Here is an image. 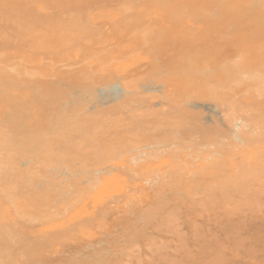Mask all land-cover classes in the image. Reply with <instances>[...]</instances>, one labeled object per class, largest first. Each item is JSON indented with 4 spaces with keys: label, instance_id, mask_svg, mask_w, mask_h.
Instances as JSON below:
<instances>
[{
    "label": "rangeland",
    "instance_id": "374dc122",
    "mask_svg": "<svg viewBox=\"0 0 264 264\" xmlns=\"http://www.w3.org/2000/svg\"><path fill=\"white\" fill-rule=\"evenodd\" d=\"M104 25H106V24H103V25H97L98 27H103ZM112 24H110V26H111ZM163 25V24H162ZM110 26H108V24H107V26H104V27H106V28H110ZM159 26H160V24H159ZM161 27V26H160ZM105 28V29H106ZM162 28L164 29L165 27H163L162 26ZM162 28H159V30H157V31H159L160 33H161V31H160V29H162ZM100 29V28H99ZM99 29H97L96 28V30H99ZM105 29H102V30H105ZM107 29V31L109 32V31H111V29H114V27H111L109 30ZM229 29H231L230 27L229 28H227L226 30H228V32H231V30L229 31ZM234 30V28L232 29V31ZM113 31H117L116 29H114ZM157 31H155L156 33H157ZM190 32L192 31V32H194V30H189ZM188 31V32H189ZM154 32V33H155ZM189 32V33H190ZM191 32V33H192ZM111 33H114V34H116L115 32H112L111 31ZM110 33V34H111ZM243 33H245L246 34V32H243ZM159 33H157V34H155V36L157 37V35H158ZM112 35V34H111ZM159 36V35H158ZM134 37V36H133ZM130 37V39L131 40H135L136 39V37ZM154 37V36H153ZM221 37H224V38H222V40H224V43H221V42H223L220 38ZM225 37L226 36H222V33L218 36V35H215V38H213V40H211L209 43L211 44V42H212V45H210L208 42H207V44H205V43H203L202 45H200V44H196V46H197V52L196 53H198V55L197 56H195V57H191L190 55H186V56H182L181 57V59L183 58L184 60V62H186V63H188V65H189V68H191V67H193V65H190L189 64V62H191V63H193V64H195V63H198V66H197V69L195 70H193V79H195L194 81H195V84L193 83V85H192V87H195L194 85H196L197 87H195L193 90H191V86L190 87H188L187 89L185 88V89H179L180 90V93H183L184 95H183V97H182V95L181 94H178L179 92H178V90L177 91H173V90H171V92H170V94L171 95H173V96H170L169 95V92H166V93H164L163 95L164 96H167V95H169V97L167 96V98L166 99H168L169 98V103L171 104V107L174 109V111H172L173 109L171 108V110H168V111H171V112H168V113H166V114H164L165 112V109H169V105H165V100H164V98L165 97H162L161 98V93L159 92V95L157 94L158 92H154V91H152L153 93H151L150 91H149V89L150 88H148L147 90L150 92V93H148V94H150V95H148L147 93H146V89H145V94H147V96H145V95H143V93H142V90L144 91V87H143V84H144V86H146L145 84L146 83H143V82H146V80H144L142 83H140V84H142L141 86H142V88H141V86H137V90H138V92L140 91L141 93H142V97H141V95H138V94H141V93H136V91H135V93L133 94V95H130V96H128L129 97V100H131V98H133V102H130L129 100H127V102L126 101H124V99H117L116 101H113L112 103H113V105H112V103H110V104H103V106L104 107H101L102 106V103H105L107 100L109 101L110 99H111V97H113L112 96V94H110L109 96H107L106 97V99H102L101 98V96H100V92H98L99 91V87H98V91H97V97H98V99L99 100H96L97 98H96V94L94 93V92H96V90H94V92H93V94H95L94 95V97L95 98H90V97H93V94H92V92L91 91H93V90H89V92H91V93H88V92H83L84 94L86 93V94H92V95H87V96H90V97H87V96H85L83 93H82V90L80 91V93H81V96L82 97H87V98H84V100H82L81 101V99L80 100H78L79 99V97L77 98V102L80 104L81 102L82 103H85V104H82V105H84V107H86V108H89L88 107V104L89 105H94L95 104V106H96V104L97 105H100V107H98V106H96V107H98V108H100L99 109V111L100 112H102V114L101 113H96V114H101L100 116L101 117H99V115H98V118L100 119V120H97V119H95V120H92V118H91V120H90V116H89V118H88V116L86 117V119L84 118V116L85 115H83V114H87V115H89V113H94L95 112V110H92V108H93V106H92V108H91V106H90V108H89V110H86V108H84V110H86L85 111V113H84V110H82V109H80V107L82 108V106L81 105H77V103H75L76 105H77V107L78 106H80V107H78L77 109H76V107H73V105H71L70 107H68L67 105H69V104H73V103H70V102H66V100L64 99L63 101L64 102H66V103H69V104H66V107L67 108H70L68 111L70 112V113H68V111H66L68 114H69V117H68V119L67 120H69V118H70V120L72 121V118H71V116L74 114V115H76L75 114V112H73V114L71 115V111H72V109L73 110H76V112L77 111H83V113H82V111H81V113H78V117L79 116H83V119L81 120L80 119V121L79 120H77V118L75 119V120H73V121H76V122H73V124H71V123H67L66 121H65V123H64V126H62L61 127V125H58V123H56L58 126H59V128H64L63 129V131H64V134H67V136L66 137H68L67 138V140L68 141H71V142H73L72 140H74V144H78V146L80 145V141H81V138H82V141H81V143L82 142H84V145L85 146H87V148L84 146V147H82V146H76L75 145V151H77V148L79 149L78 151H77V153L75 152V151H69L70 150V146L71 147H74V145L72 146V144L69 146V145H67L69 148V150H67V148H65V150H64V152L65 151H69L67 154L65 153V155H63V151H62V153L61 152H57V153H55L56 155H53L52 156V158L51 159H49V161H52L51 162V164L49 163L48 165H46L47 164V162H45L44 164L46 165V166H43V168H37V169H35V170H37L36 172L35 171H33V170H31L33 173H28V172H31V171H27V175L29 174L30 175V177L29 176H26V174H24L23 173V171H22V173H23V175H25L26 176V178L27 179H29L30 181H32L33 180V182L35 183L34 185H36L35 187L38 189V187H40V186H45V185H43L44 183H46L48 180H44L42 177H40V175L41 176H43L44 175V177L45 178H47L48 177V179H50V180H52L53 179V177H56L55 179L58 181V179L59 180H61V182L59 183V184H56V183H54V179L51 181L53 184H56L57 186H55L54 187V185H51V184H49V181H48V185L47 186H45V187H47L48 189H46V190H50V185L52 186V194H50V191H46V190H44L45 191V194H48L47 192H49V194H50V197H48V195L45 197V196H43L44 197V199H43V201L46 203V204H42L43 206V209L45 210L46 208H48V210H46L47 212L48 211H50L51 212V210H53V209H55V208H53L55 205H56V203L58 202V203H62V202H60L61 201V199H62V197H59V196H63V193H64V196L67 194V193H70V195L69 194H67V196H68V198L70 199H72L74 202H76L75 204L77 205V206H74L73 204V201L72 200H69V199H67L66 201H67V204H68V202L69 201H72L71 202V204H72V206H71V204H69V206H71V208H74L75 210H77L76 209V207L78 208V205L80 206H82V204L84 203L83 202V199H84V201L88 198L89 199V197L91 198V196L92 197H94V199L96 198V202L95 203H93L94 201H89V200H87V201H85L86 202V205L85 204H83V205H85V207H87V208H84L83 206H82V208L83 209H86V212L84 213V211H83V214L85 215H81V209H78L79 211H80V213H79V211L77 210L76 212H77V214H75L74 212H70L69 214H71V213H73L71 216H72V218H70L71 216L67 213L71 208H69L68 207V205H66V206H64V208L66 207V208H69V210H67L66 208V213H65V215L63 216V215H61V212L60 213H57V211H56V209H55V211H56V213H55V211H52L53 213H55V218H52L53 217V215H52V217H50V216H48V214L46 213V218H45V216L43 215V214H45V211L43 212V214L42 213H40V211H42V210H40V209H42V208H40V203H41V201H42V199L38 196V198L39 199H41V201L40 202H38L37 203V199L34 197L35 195H36V192L38 191H36L34 194V196L32 195V192H31V195H32V197L29 195V191L27 192V190H31V187H30V185L32 184V182H31V184H29V180L28 181H25L26 183H23L24 181L21 179V181H20V183H19V185L17 186L19 189H20V191L21 190H23V189H25L26 188V186H20V184L22 185V183L23 184H27V182H28V186L30 187V188H26L27 190H26V192L28 193H26L27 195H29V196H27V195H25V194H22V196L20 197V195H18L17 194V196H16V198H17V202H15V204L16 203H19L20 201H22V200H25V202L24 201H22L21 203H19L20 204V206H14L15 208L14 209H12V210H15L16 212H17V210H18V208L17 207H20L19 208V210L26 216V217H28V218H26V219H28L29 221L30 220H32L33 221V219L35 218V217H33V219H31L30 217L31 216H33V215H36V218L37 219H35L34 221H33V223L35 224L36 223V225L34 226V224L31 222V224H29V223H25L26 221L28 222V220H25L24 219V216H23V214H22V216H23V219H22V221L21 220H19V221H21V222H23V220H24V225L23 226H26L27 227V229L29 230H33V232H32V236H33V233L35 234V238L33 237V239H31L30 237H31V235H29V234H27L26 232H21V230H22V228L24 229V227H22L21 228V226L22 225H14L13 223H12V220L13 219H16V218H18L19 217V214L21 213H17L18 215V217H14L13 216V219L11 220L10 218V216H12L11 215V213H12V211L10 212L9 211V209L10 208H12V205H13V203L11 204V205H9V206H11V207H9L8 206V208L9 209H7L6 207L7 206H5V204L7 203V198L6 197H4V193H3V195H1L2 196V198L0 197V199L1 200H3V198H4V202H3V205H4V207H2V206H0V231L1 232H3V237H2V235H0V238H1V240H0V248L3 246L4 248H6V249H8V252H7V250L5 251V250H1L0 249V252L2 253H0V255L1 256H3V259L5 258L4 257V254H3V252H5L6 254L7 253H12V251H14L15 253H12V255H13V257L15 256H18L17 257V259L15 260L16 261V263L15 264H58L59 262L61 263H63V264H70V263H68V262H71V264L73 263V262H79V264H82V263H84V264H112V263H114V264H125V263H127L128 262V264H134L135 262V259H134V257H135V254L131 257L130 255L131 254H133V253H129L128 252V249H131L132 248V250H133V247H136V245L137 246H139L140 247V250H139V248H138V250L137 249H135V250H137V252L139 251L140 252V256L139 255H136L137 257V262H139V260H138V256L139 257H141L142 256V258H139V259H141V260H143V262L141 261V262H139V264H147L148 263V261H151L153 264H155V263H159L160 261V258H159V256L158 257H156V254L157 253H153L154 251H150L151 250V248H147L146 249V247L148 246V245H146L147 244V241L146 240H148V241H150L149 240V238H153L154 237V241H157L158 243L161 241H159V237H161L162 238V241H163V243H164V245H165V243H166V246H164V247H166L165 249H168V250H165V252L168 254V253H170L169 255H166V254H164L166 257L165 258H168V260L167 261H170L171 260V264L173 263H175V260H176V262L178 263V264H193V263H195V264H230L231 262V264H262V263H264V190L262 191V194H258L257 192H255V190H253V192H255L256 193V195H254L253 194V196H251V194L253 193L251 190H249L248 189V192H246V193H248V195L250 194V191H251V194H250V196H247V198H246V202L244 201V204L242 203L243 201L242 200H245V198H243V197H245V196H243L244 195V193H245V191L243 190L244 189V185L245 184H239V185H237V186H235V187H233V188H227L226 187V191H227V193H229V194H226V192H225V189L223 190V187H222V190L225 192V194L226 195H224V193H221L222 191H220L221 189V187H219V189L218 188H216L217 186H215L216 184L215 183H217V182H215V177H219V175L221 176V174L219 173V175L217 176V169L221 172V169H222V167H223V165H227V162H228V160H229V164L230 165H232L234 162V164H235V166L234 165H232V167L233 168H237V169H239V167H241V166H243V169H250L252 166V168L254 169V170H258V172L259 171H261L262 169H264V168H262L261 169V165H262V163H264V157H263V153H261V152H263L264 150V148L262 147L263 145H261V144H263V142L260 144L259 143V145L262 147H259L260 149H262L261 151H260V153L261 154H263L262 156L261 155H256L257 157H251V155H248V154H245V153H247V151H248V153L250 154V152H249V148H252L250 151H252L253 149H254V147H252V146H254L253 145V143L255 144L256 143V146L258 145V143H257V140H255L253 143H252V146L250 145V143H249V145L250 146H248L247 144H248V142H247V144L246 145H244V144H239V146H242V147H238V145H237V147L238 148H240L238 151H236V149H238V148H235V146H234V148L232 147L234 144H238V142L234 139L233 140V136L235 135H233V132H235L236 130H237V128L235 127V124L236 123H239V122H241L242 121V127L244 126L245 127V124H247V125H249V126H247L246 125V129L245 128H240V130H243V131H245V132H249L250 131V129L251 128H253V129H251L252 131V134L251 135H253V133H254V135H253V137H255L256 138V136L258 137V136H262V137H264L263 136V134H264V96H263V94H264V83L263 84H261V80L264 78V39H261V38H255V37H253V38H250V35H248V37H242L241 39V41H240V39L239 40H232V38H231V36H229V35H227V37H226V39H225ZM133 38V39H132ZM248 38V40H246ZM217 39V40H216ZM230 39V40H229ZM250 39V40H249ZM129 40V39H128ZM128 40L127 41H125V42H127V44H128ZM131 40H130V43L132 44V42L134 41H132L131 42ZM216 40V41H215ZM244 40V41H243ZM120 42H117V44H119L120 45V43H121V46H124V47H122V48H124L125 49V51L126 52H128V53H130L131 52V50H130V52H129V47H128V50H126L127 48V46L128 45H126V47H125V42H124V44L122 45V43L123 42H121V39L119 40ZM136 41L137 40H135V43H136ZM218 41H219V44H218ZM221 41V42H220ZM227 41H229V42H227ZM130 43H129V45H130ZM214 43V44H213ZM217 43V44H216ZM137 44L138 45H142L141 43L139 44L138 42H137ZM161 44V43H160ZM222 44V45H221ZM118 46V45H117ZM201 47V48H199V47ZM139 48V46H136V48ZM213 47V48H212ZM117 48H120V46H118ZM116 48V50H118ZM131 48H132V50H134V52L136 51V49H134V46H131ZM141 48V49H140ZM139 49H140V51H136L135 53H133V52H131V54H128L127 55V57L124 55V56H122V55H120V56H122L121 58H119V59H121V60H123V61H125L126 60V58L128 59V60H126L127 61V63H125V62H123V61H121L122 63L119 65V60L116 58V59H114V57L112 58V60L111 59H109L108 57V59H109V61H107L109 64H106L105 63V61L102 59L101 61H99V62H101V65L98 63H95V65H94V69L96 68V71L97 70H99L98 69V67H96V66H103L102 65V61H103V63H105V67H107V65H108V68L110 69L109 71H108V73H113L112 71H114L115 72V68L116 67H122V64L123 63H125L124 65H123V68H121V71H122V69H124V68H127V72H122L123 74H118L120 77H121V75H123L122 77H124L125 76V78H126V76L127 75H129L130 76V72H131V74H132V69H133V71H135V73L136 72H138V71H140L141 70V73L142 72H144L142 69L144 68V70L146 69L145 67H147V69H146V71L147 70H149L150 71V69H148V67L149 68H151V69H154L155 70V68L154 67H152L150 64L154 61V64H153V66H155V67H158V65H160L159 67H160V69H161V71L162 72H160L159 73V68H158V73L159 74H161V73H163V72H165L166 71V69L167 68H169V67H167V66H165V65H167L168 63H172L173 61H171L172 59L174 60V58H176L175 60H178V59H180V57L179 56H177L178 57V59H177V57H173L171 54H166L165 55V52H163L164 53V55L163 54H161V57H159V55L158 54H160V53H162V52H158L157 51V55L158 56H154L153 54H154V51L153 52H151V54H148V57H147V55H145V54H147V53H150V51H147L146 49H147V47L146 46H144V47H140ZM222 48V49H221ZM139 49H137V50H139ZM144 49V51L146 52L147 51V53H145V52H143L142 50ZM149 49V48H148ZM171 49H173V48H171ZM202 49V50H201ZM219 49H220V51H219ZM224 49V50H223ZM120 50H123V49H119V51ZM150 50V49H149ZM218 50V51H217ZM143 52L144 54V57H146V58H144V57H142V55L140 54V52ZM169 51H171V50H169ZM201 53H200V52ZM204 51V52H203ZM214 52V53H210V54H208L209 52ZM215 51L216 52H218V54H216L215 53ZM221 51H224V52H221ZM118 52V51H117ZM124 52V50L123 51H121L120 53L121 54H124L123 53ZM125 52V53H126ZM208 52V53H207ZM221 52V53H220ZM119 53V54H120ZM136 53L138 54L139 53V56H141L140 58H129L130 56H133L132 54H135L136 55ZM153 53V54H152ZM169 53V52H168ZM171 53V52H170ZM172 53H174V51H172ZM200 53V54H199ZM220 53V54H219ZM116 54V56L117 57H120V56H118L117 55V53H115ZM155 54H156V52H155ZM130 55V56H129ZM150 55V56H149ZM170 55H171V60L168 58V56L170 57ZM110 56V55H109ZM115 56V57H116ZM137 56V55H136ZM211 58H210V57ZM225 56V57H224ZM124 57V58H123ZM133 57H135V56H133ZM216 57V58H215ZM123 58V59H122ZM198 58V59H197ZM221 58V59H220ZM150 59V61H149V63H144V64H147V66L146 65H144L143 64V62H147L146 60H149ZM153 61H152V60ZM160 59V60H159ZM204 59V60H203ZM107 60V59H106ZM118 61V62H116V61ZM131 62H130V61ZM174 60V62H177V63H179V60L178 61H175ZM200 60H201V62H200ZM207 60L208 61H210L211 62V64H210V62H207ZM161 61V62H160ZM182 61V60H181ZM180 61V62H181ZM182 61V62H183ZM196 61V62H195ZM198 61V62H197ZM112 62H115V63H117V64H115V65H119V66H116L115 68H113V67H109V66H111L110 64H112L113 65V63ZM195 62V63H194ZM205 62H207V63H205ZM213 62H214V64H213ZM162 63H163V65H162ZM186 63H184V64H186ZM222 63V65H219L220 66V68H219V66H217L218 64H221ZM157 64V65H156ZM202 64V65H201ZM205 64V65H204ZM210 64V65H209ZM115 65H113V66H115ZM126 65V66H125ZM148 65H150V66H148ZM170 65V64H169ZM196 65V64H195ZM209 65V66H208ZM103 66V67H104ZM125 66V67H124ZM191 66V67H190ZM216 66V67H215ZM225 66V67H224ZM103 67H101L102 69H101V71H100V75L102 74L101 72H102V70H104L103 69ZM171 67V66H170ZM222 67V68H221ZM224 67V68H223ZM227 67H230V69H228ZM107 68V69H108ZM118 68H116V69H118ZM130 68V69H129ZM134 68H135V70H134ZM142 68V69H141ZM194 68H196L195 66H194ZM248 68V69H247ZM120 69V68H119ZM172 68H170V70H171ZM193 69V68H192ZM200 69V70H199ZM205 69V70H204ZM90 70V71H89ZM88 71H89V74H90V72L92 71V72H95V70H93V66L89 69ZM106 70V69H105ZM128 70H130L129 72H128ZM138 70V71H137ZM207 70H209V71H207ZM226 70V71H225ZM231 70H233V71H235V73H237V74H235V73H233L232 74V71ZM107 71V70H106ZM191 71V70H190ZM219 72V73H217V72ZM229 71H231V74L232 75H236V77L235 78H233V77H231L232 75H230V73H229ZM242 71H244V73L242 72ZM249 72V74H248V72ZM252 71V73H250ZM105 72V71H104ZM117 72L118 71H116V74H117ZM151 72H154V71H152L151 70ZM151 72H150V74H151ZM155 72L157 73V70H155ZM198 72V73H197ZM222 72H225V73H221ZM256 72H258V73H256ZM95 73H97V72H95ZM106 73V72H105ZM104 73V74H105ZM119 73H121L120 71H119ZM139 74L138 76H136L134 73H133V75L132 76H128L127 78H132L133 76V78H134V80H136L137 81V79H135V77H139L138 79H140V80H142L141 78H144V79H149V78H152V77H157V78H160L159 76L160 75H158V76H154L153 75V73H152V75L153 76H151V75H149V76H147L146 77V75H148L147 73H149L148 71H147V73H145L144 72V74H145V77H144V75H143V73L142 74ZM157 73V74H158ZM167 73L168 74H170V72H169V70L167 71ZM194 73H195V77H194ZM204 73V74H203ZM228 74V75H224V76H222L223 74ZM239 73H240V75H239ZM255 74L256 76H258V77H256V76H254V75H252V74ZM259 73L261 74V75H259ZM91 74H93V73H91ZM114 74V73H113ZM115 74V75H116ZM164 75H166V72L165 73H163ZM163 74L161 75V78H160V80L161 79H164V82H165V78L166 79H168L169 77H170V75H167V76H169L168 78H167V76L165 77V76H163ZM206 74V75H205ZM208 74V75H207ZM99 75V74H98ZM191 75V74H190ZM189 75V77H191ZM198 75V76H197ZM245 75H247V77H245V80H246V78L247 79H250V77H251V75L252 76H254V77H252L251 78V81L249 80V82L246 80V81H242V79L244 78V76ZM97 76V75H96ZM117 76V75H116ZM151 76V77H150ZM163 76V77H162ZM241 76H243V78L241 77ZM261 76V77H260ZM188 77V78H189ZM198 77V78H197ZM221 77H223L224 78V80H223V78H221ZM239 77L241 78V79H239ZM205 78H206V80H205ZM237 78V79H236ZM123 79V78H122ZM230 79V80H229ZM234 81H233V80ZM261 79V80H260ZM151 80V79H150ZM150 80H147V85L149 84H151V82H153V79H152V81L150 82ZM156 80V79H155ZM154 80V81H155ZM169 80V79H168ZM189 80V79H188ZM237 80V81H236ZM240 80V81H239ZM167 81V80H166ZM190 81H191V79H190ZM201 81V82H200ZM218 81V82H217ZM225 81H228V82H225ZM232 81V82H231ZM155 82H157V81H155ZM159 82V81H158ZM223 82V83H222ZM259 82V83H258ZM136 83H138V82H136ZM154 83V82H153ZM198 84V85H197ZM221 85V86H220ZM204 86H206V87H204ZM204 89H203V88ZM211 88V90L210 91H208V88ZM141 88V89H140ZM69 89H71V88H68L67 90L68 91H70ZM135 89H136V87H135ZM140 89V90H139ZM84 90H86V88L84 89ZM185 90V91H184ZM197 90H199V91H197ZM205 91V93L206 94H204V92H202V91ZM74 91V90H73ZM191 91V92H190ZM175 92V93H174ZM188 94H187V93ZM189 92L190 93H193V96L191 97L190 95H189ZM196 92V93H195ZM71 93V92H70ZM180 95V97L182 98V99H180L179 98V96H177L180 100H175L174 101V99H178L177 97H176V95ZM186 94H187V97H186ZM162 95V96H163ZM192 95V94H191ZM66 96V95H65ZM80 96V95H79ZM132 96V97H131ZM139 96H140V98H139ZM158 96H160L159 98H157ZM175 96V98H170V97H174ZM204 96V97H203ZM73 97H75V95L73 96ZM81 97V98H82ZM125 97H127V96H123V98H125ZM128 97H127V99H128ZM195 97V98H194ZM71 98H72V96H71ZM91 99V100H89V99ZM157 98V99H156ZM188 98V99H187ZM190 98H193L192 100L190 99ZM199 98H200V101H199ZM67 99V98H66ZM83 99V98H82ZM86 99H88V100H86ZM92 99H95V100H92ZM100 99H102V100H100ZM134 99L136 100V103H135V101H134ZM195 99V100H194ZM201 99H204L205 101L207 100L208 102H215V104H217L218 105V110H215V109H213L212 111H213V113L215 112V111H222L221 113L222 114H224V116H227V114L226 113H228V116L227 117H224V120H223V118L222 119H220L221 118V116L219 117H217L216 115H217V113H216V117L214 118L213 116V113H211V110H209V112L211 113V115L212 116H210V117H212V120L211 121H209V119H206V117L207 116H209L210 114L208 113V110L206 111V110H204L203 108H199V111L200 112H202L201 110H203V111H205L204 112V114H206L205 115V118H204V120L205 121H203V122H200V120H203L202 118H203V116L204 115H201L202 116V118H201V116H199V118H198V121L196 120L197 118H193L191 121H190V119L188 118V116H190V118H191V115L192 114H190L191 112H189V111H187V112H189V113H187L185 110H184V112L183 111H180L179 109H181V110H183L184 109V107L186 106V107H188V105L189 106H191L190 108L191 109H193V108H195V107H193V105L192 104H194V103H196V101L198 100L199 101V103H201V101H203V100H201ZM67 100H69V97H68V99ZM74 100H76V98L74 99ZM86 100V101H85ZM121 100V101H120ZM140 100V101H139ZM152 102H151V101ZM188 100H191V101H188ZM224 100V101H223ZM62 101V102H63ZM85 101V102H84ZM91 101H93V102H91ZM129 101V102H128ZM137 101H139V102H137ZM177 101H179V102H177ZM181 101H183V102H181ZM188 102V103H186V102ZM197 101V102H198ZM72 102V101H71ZM73 102H75V101H73ZM90 102L92 103V104H90ZM121 102H123V103H125V104H122L121 105ZM147 102V103H146ZM175 102H177V103H175ZM194 102V103H193ZM86 103H88L87 104V106H86ZM100 103V104H99ZM118 103H120V104H118ZM158 103V104H157ZM163 103V104H162ZM167 104H168V102H166ZM178 103H179V109H178ZM183 103H186V105H183ZM190 103V104H189ZM192 103V104H191ZM74 104V105H75ZM151 104V105H150ZM156 104L158 105V106H156ZM161 104L164 106V108H163V106H161ZM105 105H107V107L105 106ZM108 105H111L112 106V108H111V106H108ZM117 105V106H116ZM143 105V106H142ZM147 105V106H146ZM183 105V106H182ZM142 106V107H141ZM153 106V107H152ZM165 106H166V108H165ZM73 107V108H72ZM108 107H110V108H108ZM135 107V108H134ZM72 108V109H71ZM97 108V109H98ZM106 110H105V109ZM119 108H121V109H119ZM132 108V109H131ZM183 108V109H182ZM220 108V109H219ZM95 109V108H94ZM141 109V111L143 110L144 111V113L142 112H140L139 111V114H137V116L136 117H132L133 115L131 114L132 113V111H136V112H138V110H140ZM191 109H188V110H191ZM195 109H197V108H195ZM201 109V110H200ZM67 110V109H66ZM101 110H103V111H101ZM114 110V111H113ZM118 110V111H117ZM163 110V111H162ZM187 110V109H186ZM194 110V109H193ZM224 110V111H223ZM89 111H92V112H89ZM129 111V112H128ZM194 111H196V110H194ZM194 111H192V112H194ZM226 111V112H225ZM89 112V113H88ZM97 112V111H96ZM119 112V113H118ZM126 112V113H125ZM161 112V113H160ZM164 112V113H163ZM167 112V111H166ZM112 113H114L113 115H112ZM134 113V112H133ZM141 113V114H140ZM181 113H183V114H181ZM185 113V114H184ZM196 112H194L193 113V115L196 117L197 116V114L198 113H196ZM220 113V112H219ZM127 114V115H126ZM151 114V115H150ZM187 114H189V115H187ZM215 114V113H214ZM226 114V115H225ZM91 115V117H92V114H90ZM104 115V116H103ZM113 116V118H110V116ZM131 115V116H130ZM134 115H136L135 113H134ZM146 115V116H145ZM193 115H192V117H193ZM82 116H81V118H82ZM94 116V115H93ZM97 116V115H96ZM107 116H109V118H107V119H105L104 117H107ZM126 116V117H125ZM132 117V118H131ZM168 117V118H167ZM179 119H178V118ZM181 117H183V121H185V122H183L182 120H181ZM198 117V116H197ZM95 118V117H94ZM93 118V119H94ZM104 118V119H103ZM139 118V119H138ZM178 120H177V119ZM208 118V117H207ZM226 118V119H225ZM79 119V118H78ZM122 120V121H120V120ZM218 120L217 122L219 123H217L216 121L214 122V120ZM114 120V121H113ZM85 121V122H84ZM109 121V122H108ZM54 122H57V121H53L52 123V125L51 126H55V124H54ZM190 122H195L194 124L193 123H190ZM61 123V122H60ZM100 123V124H99ZM210 123H214L213 125L212 124H210ZM66 124V125H65ZM82 124L84 125V126H82ZM98 124V125H97ZM104 124H105V126H104ZM240 124V123H239ZM56 125V126H57ZM68 125H69V127H68ZM81 125V126H80ZM78 126H79V128H78ZM75 127V128H74ZM98 127V128H97ZM135 127H138V128H135ZM209 127V128H208ZM55 128V130L57 129V127H54ZM52 129V128H51ZM79 129V130H78ZM249 129V130H248ZM256 129H257V131H258V133H257V131H256ZM98 132H97V131ZM103 130V131H102ZM223 130V131H222ZM247 130V131H246ZM260 130V131H259ZM74 131V132H73ZM102 131V132H101ZM250 132V133H251ZM259 132H261L260 134H262V135H259ZM191 133V134H190ZM194 133V134H193ZM88 135V136H87ZM223 136H225V137H223ZM190 137V138H189ZM192 137V138H191ZM65 138V137H64ZM84 138H85V140H84ZM234 138H235V136H234ZM255 138H253V140L255 139ZM261 138V137H260ZM70 139V140H69ZM94 139V140H93ZM174 139V140H173ZM182 139H183V141H182ZM262 139H264V138H262ZM66 140V139H65ZM66 140V141H67ZM76 140V141H75ZM191 140V141H190ZM230 140V141H229ZM261 140V139H260ZM95 141V142H94ZM104 141V142H103ZM171 141V142H170ZM174 143H176V141H177V143H176V147H174V148H172L173 150H174V152H173V150L172 149H169V150H166L165 152H163L162 153V150L163 149H165L164 147L165 146H167V145H171L173 142ZM179 141L181 142V144H182V147L184 148L185 147V149L187 150V153H185V151H184V149L182 148V147H180L179 148V145H181L180 143H179ZM191 142L192 144H190V143H188V145L186 146V144L185 143H187V142ZM229 141V142H228ZM234 143H233V142ZM262 141V140H261ZM77 142V143H76ZM182 142H185V143H182ZM260 142V141H259ZM173 143V144H174ZM68 144V143H67ZM70 144V143H69ZM183 144H185V145H183ZM233 144V145H232ZM89 145V146H88ZM223 145H225V146H227L226 147V149L228 148V151L229 152H231L230 151V147L232 148V149H235V150H232V152H231V155L232 156H230V157H228V154H230L227 150V152H228V154L226 153V151H225V147L223 148L222 146ZM229 145H230V147H229ZM147 146H151V147H147ZM155 146V147H154ZM188 146L191 148V149H193L192 151H191V149H188ZM194 146V147H193ZM221 146V147H220ZM249 148H248V147ZM255 146V147H256ZM77 147V148H76ZM82 147V148H81ZM94 147H95V149H94ZM145 147H147V148H151V150L153 149V151H151L150 149H148V150H145V149H147V148H145ZM153 147V148H152ZM159 149V151H160V149H161V153L163 154H161L159 151H157L158 149ZM187 147V148H186ZM193 147V148H192ZM207 147H208V149H209V152L211 153L212 151L213 152H218V149H219V151L221 152L222 151V154H220L221 156L223 155V153H226L227 154V158H226V164H225V162L222 164V162L224 161L223 159H225V158H223L222 159V157L221 158H217V159H219V161L218 160H216V157H214V155H213V157H212V155L211 156H208L209 155V153H208V149H207ZM210 147V148H209ZM84 148V149H83ZM156 148V149H155ZM180 151V152H182V153H179V151L177 150V149ZM182 148V150H180ZM202 148H204V150L202 149ZM206 148V149H205ZM241 148H243V149H245L243 152H242V149ZM93 149V150H92ZM194 149H198L197 151L195 150L194 151ZM221 149H224V151L223 150H221ZM259 149V150H260ZM151 151L152 153H149L148 151ZM154 150L155 151H157L156 153L154 152ZM192 152L191 154H190V151ZM215 150V151H214ZM241 150V151H240ZM247 150V151H246ZM81 151V152H80ZM141 151V152H140ZM164 151V150H163ZM257 151V150H256ZM71 152H74V153H71ZM142 153V154H140V153ZM195 152H197V153H199V154H196V155H200L199 157H198V159L196 158H194V156L196 157V155L194 154ZM202 152V153H201ZM204 152H206L205 154H204ZM255 152V151H254ZM254 152H252V156H255L254 154H256V152L254 153ZM257 152H259V151H257ZM92 153H94V154H92ZM159 155H158V154ZM164 154H165V156H164ZM167 154V155H166ZM181 154L182 155H184V156H181ZM189 155L190 154V157L188 156L187 157V155ZM201 154H204V155H201ZM206 154H208V155H206ZM211 154H213V153H211ZM217 154V153H216ZM226 154H224L223 156H225ZM235 154H236V156H235ZM246 155V157L245 156H243L245 159H247L248 158V156H250V158H248L249 159V161H251L252 163L254 162V160H258L259 159V161H261V164H260V162H258L257 163V165H256V163H255V165L253 164H251V163H249V161H248V159L247 160H242V159H244V158H242L241 156L242 155ZM169 155V156H168ZM176 155V156H175ZM239 155V156H238ZM241 155V156H240ZM149 156V160H145V159H147V157ZM161 156V157H160ZM216 156H219L218 154L216 155ZM258 156H261V157H263V159L261 158V157H258ZM74 157V158H73ZM81 157V158H80ZM178 159H177V158ZM184 157H185V159H184ZM208 157H209V159H208ZM211 157H212V159H214V160H212L211 159ZM240 157H241V160H239L240 159ZM21 158H23L22 156H21ZM151 158V159H150ZM199 158H201V159H199ZM207 158V159H206ZM142 159V160H141ZM170 159V161L168 162V160ZM190 159H192V160H194L195 161V163L193 162V164H195L194 165V167H198L199 165V168L201 169V167L203 166L204 167V170L206 169H208L209 171H210V169L209 168H211V167H213V166H211V165H217V167H215V171H213V174L215 173L216 174V176H212V177H210V178H208L207 179V177H208V175H209V173L210 172H212V171H210L209 173H208V175L206 174V176L203 174V173H205V171L201 174V175H203L202 177H206V179L205 178H201L200 177V175L198 174V178L197 179H199L200 178V180L201 179H203V188H202V190L204 189V186L206 187V186H208V181H210L211 182V187H209V188H205L206 189V193H210L212 190H213V192H211L210 194H212V193H215L214 192V189H216V191L218 192V190H219V192L217 193L216 192V195H214L215 197V199H214V201H216L215 202V206H216V208L214 209V205H213V207H212V205H211V207L209 208H207V207H203V204L205 203H203V201L201 200V198L199 197L200 195H202V193H203V191H201L200 190V188H201V184H199V186H200V188H194V192L192 191L190 194H191V196H194V193L196 192L195 191V189L197 190V189H199L200 191H201V194L198 196V191L196 192L197 193V195L195 194V196L194 197H196L195 199H192V200H194V204L195 203H198V204H195V206H194V211H191V210H193L192 208H189V207H187L188 206V203H190L189 201L191 200H188L187 201V197H185V195L183 196V195H180V199L178 198V193H176V191L174 190V188H175V184L177 183V180L176 179H178V175L176 176V174L177 173H179V172H181V173H183L182 175H183V179L184 180H182V182L183 183H187L186 181L188 180V182L189 181H191L192 179H190V178H192V177H189V176H192L191 174H195V175H197V173H195V169L196 168H194V170L193 169H191L192 168V162L190 161ZM221 159V160H220ZM228 159V160H227ZM251 159V160H250ZM178 161V163H179V165H177V161ZM230 160H234V162L231 164V161ZM237 160V161H236ZM141 161V162H140ZM175 161V162H174ZM200 161V162H199ZM220 161H222V162H220ZM247 161H248V164L250 165H252L251 167H246L245 165V163H247ZM137 162H139V163H137ZM173 162H174V164H173ZM189 162V163H188ZM236 162L239 164V163H244L243 165L241 164L240 166L237 164L236 165ZM169 163V164H168ZM205 163H210V166L211 167H208V168H205V166L206 165H203V164H205ZM50 165V166H49ZM189 165L191 166V167H189ZM198 165V166H197ZM202 165V166H201ZM249 165H247V166H249ZM209 166V165H208ZM228 166V165H227ZM227 166L226 167H223L224 168V170H225V168H227ZM255 166V167H254ZM258 166H260V168H256V167H258ZM49 167H51L52 169H50ZM228 167H231V166H228ZM232 167H231V169H232ZM263 167H264V164H263ZM181 168V169H180ZM189 168V169H188ZM198 168V169H199ZM251 168V170H253ZM60 169H62V170H60ZM183 169V170H182ZM197 169V170H198ZM203 169V168H202ZM240 169H242V168H240ZM260 169V170H259ZM45 170V171H44ZM109 170V171H108ZM192 170V171H191ZM196 170V171H197ZM207 170V171H208ZM212 170H213V168H212ZM229 170V168L228 169H226V172ZM65 171V172H64ZM69 171V172H68ZM103 171H107L106 173L105 172H103ZM112 171V173H109V172H111ZM178 171V172H177ZM199 172L201 171V170H198ZM197 171V172H198ZM207 171H206V173H207ZM34 172L37 174H34ZM61 172H62V174H63V172H64V174H65V180L63 179H61L60 178V175H61ZM97 172H100V173H102V174H100L99 173V175H98V173ZM166 172H167V174H166ZM262 172H264L263 170H262ZM21 173V174H22ZM67 173H70L73 177H71V175L70 176H68V174ZM181 173H179V175H181ZM186 173H187V175H186ZM189 173V174H188ZM223 173H225L224 171H223ZM40 174V175H39ZM82 174V175H81ZM108 174V175H107ZM163 174V175H162ZM166 174V175H165ZM184 174H185V176L186 177H189V179H187V178H185V176H184ZM211 174V173H210ZM214 174V175H215ZM32 175V176H31ZM115 175V176H114ZM117 175V176H116ZM175 175V176H174ZM212 175V174H211ZM223 175V174H222ZM263 175V178H264V173L262 174ZM262 175H260V177H262ZM67 176V177H66ZM122 176V177H121ZM210 176V175H209ZM22 177V176H21ZM33 179H32V178ZM76 177L78 178V179H76ZM88 177V178H87ZM94 178V181H93V179H91V178ZM99 177H101V178H99ZM102 177H105V180H106V182H108V180H107V178L108 179H111L112 181L110 182V186L112 187V189H108V192H107V190L105 189V187L104 186H102L103 188H104V190H103V188L101 187V186H99L98 187V185H102V183L104 182V178L102 179ZM114 177H117V178H114ZM175 177H177V178H175ZM23 179H24V177H22ZM89 180V181H87V179ZM118 178H119V180H118ZM166 179L167 180V178H170L169 179V181L168 182H162L163 181V179ZM195 178V177H194ZM193 178V179H194ZM216 178V179H217ZM26 179V180H27ZM75 179V180H74ZM86 179V180H85ZM116 179V180H115ZM121 179V180H120ZM127 181H126V180ZM187 179V180H186ZM213 179V180H212ZM220 179H222L221 177H220ZM261 179V178H260ZM259 179V180H260ZM70 180H72V181H70ZM96 180H98L97 182H99V183H97V182H95ZM102 180V181H101ZM161 180V181H160ZM170 180H172V181H170ZM175 180V181H174ZM218 181H219V179H217ZM216 180V181H217ZM45 181V182H44ZM62 181H64L63 183H62ZM69 181V182H68ZM85 181H87L86 183H85ZM93 183H92V182ZM110 181V180H109ZM126 181V182H125ZM165 181V180H164ZM173 181L174 182H176V183H173ZM50 182V183H51ZM79 182H81L82 183V185H81V183L79 184ZM102 182V183H101ZM113 182L116 184H113ZM118 182H120V184H118ZM124 182V183H123ZM161 182V183H160ZM199 182V181H198ZM206 182V183H205ZM215 182V183H214ZM220 183H221V181H219ZM219 182L217 183V184H219ZM257 182V181H256ZM255 182V183H256ZM61 183H62V185H61ZM127 183V184H126ZM152 184V185H150V184ZM159 183V184H158ZM168 185H166V184ZM170 183V184H169ZM213 183H214V186H215V188L214 189H212V187H214L213 186ZM259 185H258V184ZM254 186L255 187H257L258 189H256V190H261V189H264V180L262 179V181L260 180L259 182H257ZM68 185V186H66V185ZM106 184V183H105ZM104 184V185H105ZM118 184V185H117ZM172 184H173V187L174 188H172V187H169L170 185L172 186ZM184 184V185H185ZM71 185V186H70ZM87 185V186H86ZM89 185V186H88ZM113 185H114V187H113ZM121 185H123V186H121ZM138 185V186H137ZM140 185H142L141 187H140ZM161 185V186H160ZM162 185H166V189H163V187H162ZM221 185V184H220ZM222 185H223V183H222ZM258 185V186H257ZM27 186V187H28ZM50 188H49V187ZM80 186V187H79ZM93 186V188H91ZM108 187H109V185H107ZM125 186H126V189H125ZM137 186V187H136ZM159 186H160V188L161 189H163V190H160V188H159ZM219 186V185H218ZM251 186H253V185H251ZM253 186V187H254ZM34 187V188H35ZM45 187L43 188V189H45ZM57 187V188H56ZM79 187V188H78ZM84 187H86V190L84 189ZM88 187V188H87ZM96 187H98V188H96ZM117 187V188H116ZM120 187V188H119ZM254 187V188H255ZM260 187V188H259ZM70 188V189H69ZM74 190H73V189ZM78 188V189H77ZM81 188V189H80ZM102 188V190H100V191H102L103 193H100L99 192V190H96V189H101ZM110 188V187H109ZM141 188V189H140ZM170 188V189H169ZM193 188V187H192ZM225 188V187H224ZM243 188V189H242ZM246 188V191H247V187H245ZM250 189H252L251 187H249ZM15 189H16V187L14 188V191H15ZM19 189H18V192H20L19 191ZM42 189V187L40 188V190ZM83 189V190H82ZM89 189V190H88ZM94 190V195L93 194H91V196H89L90 195V191H91V193L93 192V190ZM113 189H116V190H113ZM157 189H158V191L159 192H163V191H165V192H163L164 193V196H162V198H164L165 200L166 199H168L169 201H171L170 202V204L169 205H172V203H173V201L171 200V199H174V200H176V202L175 203H179L180 204V202H181V200H182V202L181 203H183V201L185 200V198H186V202H184L185 203V205H186V207L187 208H185V206L183 205L182 206V204L181 205H179L178 203V207H179V210L178 211H180L179 213H177V217H178V222H176L178 225H179V228H178V230L180 231L181 230V232L183 233V234H185V237H184V235H183V237L185 238V243H184V246L182 245L183 244V242H182V244H181V242L180 243H178L179 241H178V236H177V234L176 233H174L170 228H168L167 226V228L168 229H166V227L164 226V225H166V224H164L163 225V227L161 228L160 226V228H155L154 227V225L153 224H148V223H145L144 221H145V219L144 220H141V219H143L139 214H140V212L138 211V210H142L144 207H146V206H148V205H150V203L152 204V206H154V204H153V202L152 201H154L155 203H157L155 200H153V199H155L156 197L158 198V197H160V200L162 199L161 198V194H163L162 192H161V194L157 191ZM173 189V191L171 192V190ZM176 189V188H175ZM218 189V190H217ZM35 190V189H34ZM54 190V191H53ZM72 190V191H71ZM82 190V191H81ZM123 190V191H122ZM192 189H190V191H191ZM231 190V191H230ZM43 193H44V191L43 190H41ZM40 191V192H41ZM68 191V192H67ZM77 191V192H76ZM86 193H85V192ZM116 191V192H115ZM119 191V192H118ZM145 191V192H144ZM241 191H244V193L242 192V194H241ZM15 192H17V191H15ZM17 192V193H18ZM21 192H23V191H21ZM24 192H25V190H24ZM41 192V193H42ZM73 192V195H75L74 197H72V193ZM81 192V193H80ZM97 192V193H96ZM118 192V193H117ZM178 192V191H177ZM110 193V194H109ZM120 193V194H119ZM131 193H134V194H131ZM173 193V194H172ZM192 193H193V195H192ZM205 193V192H204ZM206 193L205 194H203V196H202V198H203V200L205 201H207V195H206ZM21 194V193H20ZM40 193L38 192V194L37 195H39ZM61 194V195H60ZM84 194V195H83ZM102 194H103V196H102ZM105 194H107L109 197H107V195L105 196ZM128 194V195H127ZM140 194V195H139ZM146 194V195H145ZM166 194V195H165ZM177 196H176V195ZM209 194V195H210ZM24 195V196H23ZM40 195H44V194H40ZM86 195V196H85ZM98 195V196H97ZM115 197H114V196ZM149 195V196H148ZM169 195H171V196H169ZM245 195H247V194H245ZM263 195V196H262ZM53 196H55V198L53 197ZM57 196V197H56ZM88 196V197H87ZM131 196H134V198L132 197L131 198ZM181 196H183V197H181ZM198 196V197H197ZM211 196V195H210ZM212 196H213V194H212ZM240 196V197H239ZM261 196V197H260ZM35 198V200H33L34 198ZM42 197V198H43ZM50 198V199H48V198ZM83 197V198H82ZM138 197H139V199H138ZM242 197V198H241ZM33 198V199H32ZM59 198H61V199H58ZM67 198V197H66ZM98 198H99V200H98ZM103 198V199H102ZM105 198V199H104ZM116 198V199H115ZM122 198V199H121ZM143 198V199H142ZM153 198V199H152ZM171 198V199H170ZM183 198H184V200H183ZM193 198V197H192ZM198 198H200V199H198ZM228 198H229V201L230 202H232V203H234V204H240V203H242V205L240 204L239 205V207H238V209L239 210H237L236 211V213H231L230 212V217H231V219H232V222L234 223V229L236 230V232L234 231H231L230 229L228 230V228L227 227H225V224L227 223V218L229 217V211L228 210H226L227 208H225V207H227L225 204H227L229 201H228ZM75 199V200H74ZM77 199H79L80 201H81V203H79L78 204V202H77ZM92 199V198H91ZM137 199V201H135ZM145 199V200H144ZM152 199V200H151ZM178 199V200H177ZM213 199V198H212ZM239 199H241V200H239ZM247 199L249 200V201H247ZM251 199H252V201L253 202H256V200L257 201H259L258 203L261 205H259V206H256L257 204L256 203H253V204H255V206H253V209H251L250 207H247V206H249V204L251 203ZM255 199V200H254ZM37 200V201H36ZM52 200H53V202L55 203V205H54V203L52 202ZM69 200V201H68ZM78 200V201H79ZM127 200V201H126ZM129 200V201H128ZM157 200V199H156ZM165 200H163L162 199V202H165ZM201 200V201H200ZM218 200H220V201H218ZM10 201V200H9ZM19 201V202H18ZM26 201H28V204H27V202ZM36 201V203L37 204H39V206L37 207L38 209L37 210H40L39 211V213L37 212L36 213V211H32V209H31V211H30V205L29 204H31V205H33L34 204V202ZM51 201V202H50ZM62 201H64L63 203H62V209H63V204L65 203L66 204V202H65V199H62ZM110 201V202H109ZM111 201H112V203H111ZM115 201H117V202H115ZM140 201V202H139ZM142 201V202H141ZM151 201V202H150ZM159 201V200H158ZM169 201H167L166 200V202H168L169 203ZM198 201H200V202H198ZM227 203H226V202ZM241 201V202H240ZM2 202V201H1ZM0 202V203H1ZM6 202V203H5ZM13 202V201H12ZM43 202V203H44ZM52 203L51 205H49V207H51V208H49L48 207V204L47 203ZM119 202V203H118ZM133 202V203H132ZM138 203V205H136L137 203ZM148 202H150V203H148ZM161 202V201H160ZM219 202V203H218ZM229 202V203H230ZM263 202V203H262ZM35 203V206H37V204ZM88 203H89V206H88ZM93 203V204H92ZM99 203V204H98ZM100 203H102V204H100ZM114 203V204H113ZM135 203V204H134ZM146 203H148V204H146ZM159 203V202H158ZM183 203V204H184ZM247 203V204H246ZM2 204V203H1ZM0 204V205H1ZM7 204H10V203H7ZM19 204H17V205H19ZM93 206L92 208H91V205ZM96 204V205H95ZM146 204V205H145ZM58 205V207H59V204H57ZM56 205V206H57ZM130 205V206H129ZM143 205V206H142ZM155 205H157V204H155ZM197 205H199L197 208H196V206ZM217 205H219L220 207L219 208H222V210L221 209H218V206ZM223 205H225V206H223ZM251 205V204H250ZM34 206V205H33ZM31 206V208H33V209H36V207L34 206ZM95 206V207H94ZM98 208H97V207ZM125 206V207H124ZM129 206V207H128ZM134 206V207H133ZM142 207V209H139V208H141ZM192 206H193V204H192ZM46 207V208H45ZM58 207H56V208H58ZM90 207V208H89ZM103 207V208H102ZM105 207V208H104ZM177 207V208H178ZM182 207H184L185 208V210L184 209H182ZM204 208V209H202L201 211H200V209L201 208ZM256 207V208H255ZM40 208V209H39ZM94 208L96 209V211L94 210ZM133 208V209H132ZM135 208H137L138 210H136ZM147 208H150L149 206L147 207ZM167 208L169 209V206H167ZM190 209V211H188L189 209ZM258 208V209H257ZM51 209V210H50ZM74 209H72V211H74ZM88 209H90L89 210V213H91V214H93V215H91V214H89L87 211H88ZM116 209V210H115ZM166 209V208H165ZM210 209H212V210H210ZM61 209H59V211H60ZM93 210V211H92ZM98 210V211H97ZM104 210V211H103ZM136 210V211H135ZM63 211H64V209H63ZM63 211H62V214H64L63 213ZM71 211V210H70ZM127 212V215H126V212ZM135 211V212H134ZM137 211L139 212V214H136L137 213ZM143 211V210H142ZM141 211V212H142ZM146 211H147V209H146ZM188 211V212H187ZM214 211H216L215 213H214ZM251 211H253V212H251ZM262 211V212H261ZM10 212V213H9ZM106 212V213H105ZM131 212V213H130ZM135 214H134V213ZM190 212V213H189ZM209 212V213H208ZM219 212H220V214H219ZM235 212V211H234ZM248 212V213H247ZM144 213H146L145 212V210H144ZM214 213V214H213ZM221 213L223 214V216L221 215ZM243 213V214H242ZM16 214V213H15ZM52 214V213H51ZM118 214V215H117ZM130 214V215H129ZM133 214V215H132ZM142 214V213H141ZM186 216H185V215ZM236 214V215H235ZM253 214V215H252ZM260 214V215H259ZM13 215H14V212H13ZM76 216V218L74 217V216ZM81 215V216H80ZM87 215H88V217H87ZM89 215H91V217L89 216ZM102 215V216H101ZM108 215V216H107ZM139 215V216H138ZM158 215H159V213H158ZM180 215V216H179ZM234 215V216H233ZM245 215V216H244ZM249 215V216H248ZM6 218H5V217ZM57 216H59V217H57ZM62 216V217H61ZM68 216V217H67ZM79 216H80V219H79ZM105 216V217H104ZM192 216V217H191ZM216 216V217H215ZM221 216V217H220ZM10 217V218H9ZM63 217H66L65 219H63ZM73 217H74V219H73ZM115 217V218H114ZM133 217V218H132ZM139 217V218H138ZM188 217V218H187ZM238 217V218H237ZM245 219H243V218ZM30 218V219H29ZM89 218H91V219H89ZM129 218V219H128ZM134 218H137V219H134ZM156 218H158V217H156ZM4 219H5V221H4ZM8 219V220H7ZM9 219L11 220L10 221V223H9ZM19 219V218H18ZM21 219V218H20ZM48 219V221H46ZM53 219V220H52ZM55 219L57 220V222L55 221ZM60 219H63V220H60ZM79 219V220H78ZM84 219V220H83ZM87 219H89V220H87ZM97 219V220H96ZM106 219H108V220H106ZM113 219V220H112ZM133 219V220H132ZM193 221H192V220ZM238 221H237V220ZM243 219V220H242ZM259 219V220H258ZM38 220H40V224H39V221ZM44 220V221H43ZM58 220H60V221H58ZM67 220H68V222L69 221H71L70 222V224L67 222ZM72 220H73V222H72ZM85 220H87V221H85ZM128 220V221H127ZM137 220H139V221H137ZM141 220V221H140ZM157 221L159 220V218L158 219H156ZM185 220V221H184ZM188 220V221H187ZM8 221V222H7ZM13 221H17L18 222V220H13ZM37 221H38V223H37ZM46 221V222H45ZM55 221V222H54ZM66 221V222H65ZM79 221V222H78ZM94 221V222H93ZM127 223H126V222ZM133 221H137V223L139 224H137V226H135L134 225V222ZM164 221V220H163ZM197 221V222H196ZM17 222H15L16 224H17ZM42 222V223H41ZM60 222H61V224H60ZM76 222H78V223H76ZM90 222V223H89ZM93 222V223H92ZM132 222V223H131ZM153 222V221H152ZM151 222V223H152ZM155 222V221H154ZM159 222V221H158ZM157 222V224H160V222L158 223ZM186 222V223H185ZM194 223V224H196L197 226H198V228L200 227V229L202 228V230H200L201 232H203V233H201V234H199V235H197V233L196 232H194V229H193V227H192V225H190L191 223ZM196 222V223H195ZM209 222V223H208ZM8 223V224H7ZM47 223H49V225L47 224ZM68 223V224H67ZM107 223V224H106ZM125 223H126V225H125ZM167 223V222H166ZM184 223V224H183ZM188 223V224H187ZM192 223V224H193ZM198 223V224H197ZM200 223V224H199ZM213 223V224H212ZM225 223V224H224ZM256 223V224H255ZM71 224H73V226L71 225ZM77 224V225H76ZM89 224V225H88ZM101 224H102V226H101ZM105 224H106V228H105ZM131 224H133L135 227H133V225H131ZM148 224V225H147ZM170 224V223H169ZM182 224V225H181ZM218 224H219V226H218ZM238 224H240V225H238ZM32 225V226H31ZM143 225V226H142ZM147 225V226H146ZM149 225H150V227H149ZM200 225V226H199ZM223 225H224V227H223ZM237 225V226H236ZM30 226V227H29ZM48 226H49V231H48ZM68 226V227H67ZM89 226V227H88ZM96 226V227H95ZM132 226V230H134V232L132 231H130V227ZM226 226H227V224H226ZM83 227V228H82ZM97 227H99V228H97ZM140 227V229L141 230H143L142 231V233H140L141 231H140V229H138ZM147 227V228H146ZM170 227V226H169ZM181 227V228H180ZM192 227V228H191ZM88 230H87V229ZM103 228V229H102ZM105 228V229H104ZM134 228V229H133ZM137 230H136V229ZM12 229H14V231H15V233H16V235L17 234H21V235H18L19 237L21 236V239H23V240H21L25 245H26V247H24V248H27V249H29V251L27 250V251H25L26 249H24L23 248V246H24V244L19 240V239H14L13 241L11 240V238L10 237H13V234H14V232H13V230ZM41 229V230H40ZM91 229V230H90ZM93 229V230H92ZM100 229V231H98ZM149 229V230H148ZM158 229H160V230H158ZM208 229V230H207ZM9 230H11L13 233H10V234H12V236L10 235V237H9ZM26 230V229H25ZM27 230V231H28ZM29 230V231H30ZM34 230H36L35 232H34ZM39 230V231H38ZM43 230V231H42ZM97 230V231H96ZM127 230V231H126ZM140 232H139V231ZM157 230V231H156ZM169 230V231H168ZM171 230V231H170ZM187 230V231H186ZM193 231V232H190V231ZM228 230V231H227ZM77 231H79L80 233H78ZM89 231V232H88ZM120 231V232H119ZM229 231H231V232H233V233H231V232H229ZM38 232V233H37ZM45 232V233H44ZM47 232V233H46ZM85 232V233H84ZM91 232V233H90ZM105 232V233H104ZM135 232H137V234L135 233ZM174 234H173V233ZM25 235H24V234ZM90 233V234H89ZM129 233L131 234H133L134 233V235H129ZM145 235H144V234ZM188 233H190V235L188 234ZM192 233V234H191ZM193 233H195L196 235H194L193 236V239H192V235H193ZM2 234V233H1ZM30 234H31V232H30ZM51 234V235H50ZM80 234H82V235H80ZM86 234V235H85ZM92 234H94V235H92ZM136 234V235H135ZM141 234H142V236H141ZM152 234V235H151ZM158 236H157V235ZM253 234V235H252ZM15 235V234H14ZM15 235V236H16ZM29 235V236H28ZM39 235V236H38ZM67 237H66V236ZM75 235V236H74ZM123 235V236H122ZM155 235V236H154ZM181 235V236H182ZM188 235V236H187ZM228 235V236H227ZM18 236H17V238H18ZM94 238H93V237ZM110 236V237H109ZM113 236V237H112ZM141 236V237H140ZM207 236V237H206ZM43 237V238H42ZM102 237V238H101ZM106 237V238H105ZM130 237V238H129ZM155 237H156V239H155ZM169 237V238H168ZM226 237H227V240H226ZM10 238V239H9ZM15 238V237H14ZM29 238H30V241L33 243H31V245L30 244H28L29 242H28V240H29ZM128 238V239H127ZM158 238V239H157ZM176 238V239H175ZM187 238H189V239H191V240H188ZM197 238V239H196ZM199 238V239H198ZM254 240H253V239ZM42 239H43V241L45 242V240H46V242L44 243L45 244V247L44 248H46V249H44V248H40V246L42 245H38L37 243H39L40 241L42 242ZM49 239H52L53 240V244L54 245H52V243L51 242H49L48 244H47V247H46V243H47V241L49 240ZM62 239V240H61ZM65 239H67V240H65ZM108 239H110L111 240V242H113V243H111L110 244V241H108ZM211 239V240H210ZM239 239V240H238ZM258 239V240H257ZM260 239V240H259ZM11 240V241H10ZM26 240V241H25ZM100 240V241H99ZM107 240V241H106ZM118 241V243H120V244H118L117 243V241ZM152 240V239H151ZM180 240V239H179ZM201 240V241H200ZM204 240V241H203ZM14 241H16L18 244L17 245H19L20 247H18L17 246V248H15V242ZM76 241V242H75ZM102 241V242H101ZM133 241V242H132ZM135 241V242H134ZM142 241V242H141ZM161 241V242H162ZM181 241V240H180ZM188 241V242H187ZM258 241L259 242H261V243H258ZM12 242V243H11ZM20 242V243H19ZM40 242V243H41ZM71 242V243H70ZM89 242V243H88ZM106 242V243H105ZM116 244H115V243ZM137 242V243H136ZM160 242V243H161ZM170 242H172V243H170ZM203 242V243H202ZM221 242H223V243H221ZM239 242V243H238ZM15 243V244H14ZM51 243V244H50ZM99 243V244H98ZM103 243H105V244H103ZM123 243V244H122ZM126 243V244H125ZM131 243H134L132 246H131ZM167 243H168V245H167ZM189 244L188 246L189 247H187V244ZM235 243H237L236 245H235ZM27 244H28V246H27ZM50 244V245H49ZM89 246H88V245ZM95 244V245H94ZM103 244V245H102ZM107 244V245H106ZM109 244V245H108ZM130 244V245H129ZM148 244H149V242H148ZM219 244H221V245H219ZM229 244V245H228ZM13 245H15V246H13ZM23 245V246H22ZM91 245H93V246H95V247H93V246H91ZM96 245H99V246H96ZM119 245V246H118ZM128 245H129V247H128ZM141 245H145V246H141ZM179 247V249H176L177 247ZM193 245V246H192ZM212 245V246H211ZM32 246H34V247H36V248H32ZM91 246V247H90ZM109 246V247H108ZM111 246V247H110ZM115 246V247H114ZM117 246L118 247H121V249H123V250H121L120 248V250L119 249H117ZM196 246V247H195ZM203 248H202V247ZM222 246V247H221ZM229 246V247H228ZM263 246V247H262ZM79 247H80V249H79ZM88 247H90V248H88ZM96 247H99L100 248V250L103 248V249H109V251L111 252H109L108 250V252L107 251H105V250H101V252H99L100 250H97L98 248H96ZM105 247H108V248H105ZM125 247H127V249L125 250L124 248ZM150 247V246H149ZM180 247L183 249V251H182V249H180ZM193 249H192V248ZM15 248V249H14ZM38 248V249H37ZM40 248V249H39ZM89 250H88V249ZM95 249L96 250V252H98L99 254H97L96 252H95V250L93 249V250H90V249ZM111 248V249H110ZM113 248H115V249H113ZM226 248V249H225ZM228 248V249H227ZM261 249V251H260V249ZM3 249V248H2ZM12 250L11 252H9V250ZM14 249V250H13ZM32 249H36L35 250V252H38L37 250H39V253H40V255H38V253H32ZM69 249V250H68ZM71 249V250H70ZM78 249V250H77ZM173 249V250H172ZM196 249V250H195ZM206 249V250H205ZM223 249V250H222ZM43 252H42V251ZM48 250V252L51 254H49V258L48 259H50L51 261H48L47 262V260L48 259H46L47 258V256L46 255H44V254H48L47 252H45V251H47ZM53 250V252L51 253L50 251H52ZM58 250H61V251H57ZM119 250V251H118ZM177 250V251H176ZM179 250V251H178ZM185 250V251H184ZM200 250V251H199ZM203 250H205V251H203ZM211 250V251H210ZM54 251H56L57 253H59L60 252V254L59 255H61V252H62V255H65V258H67V260L63 257V256H61V259L62 260H64V261H59V259L57 260V258L59 257V255L58 254H55V252ZM83 251V252H82ZM91 251V252H90ZM105 251V252H104ZM119 252V253H117V252ZM127 251V252H126ZM175 251V252H174ZM183 252V255H185L184 257H182L181 255H182V252ZM188 251V252H187ZM208 251L210 252L209 254H208ZM243 251V252H242ZM261 252V253H258V252ZM16 252H18V253H16ZM24 252H26V253H30V254H25ZM79 252V253H78ZM126 252V253H125ZM136 252V251H135ZM134 252V253H135ZM137 252H136V254H137ZM143 252V253H142ZM181 252V253H180ZM195 254H193V253ZM200 252V253H199ZM66 253V254H65ZM83 253V256H81V254ZM87 253H89V255L87 254ZM95 253V254H94ZM105 253H106V255H105ZM130 255H129V254ZM146 253V254H145ZM178 253H180V254H178ZM53 254H54V256H53ZM86 256H91V258H87V257H85V255ZM90 254H92V255H90ZM97 254V255H96ZM102 254V255H101ZM109 254V255H108ZM111 254V255H110ZM121 254L123 255V256H121ZM125 254H127V255H125ZM186 254H189V256L190 257H188ZM193 254V255H192ZM208 254V255H207ZM12 255H6V257H8V259H11V257H12ZM25 255V256H24ZM31 257V261H30V257ZM41 255H43V258L46 260L45 262H47V263H45L44 262V260L42 259V258H39ZM58 255V256H57ZM66 255H68V257L66 256ZM69 255H70V257H72L73 255H75V256H73L74 258H75V260L73 259V261H72V259H71V261H70V259H69ZM72 255V256H71ZM94 255H96L95 257L96 258H100V261H98L99 259H96L95 257H94ZM110 257L111 256V258H109L108 256ZM214 257H213V256ZM222 255V256H221ZM225 255V256H224ZM256 255V256H255ZM39 256V257H38ZM81 256V257H80ZM112 256H114L113 258H112ZM125 256V257H124ZM145 256H147V257H145ZM188 258H187V257ZM194 256V257H193ZM205 256V257H204ZM211 257V258H208V257ZM26 257V258H25ZM36 257V258H35ZM42 257V256H41ZM63 257V258H62ZM119 257V258H118ZM127 257L130 259V260H132V262L130 263L128 260L129 259H127ZM146 259H145V258ZM153 257V258H152ZM186 257V258H185ZM191 257H193V258H195V259H197V260H194L193 258H191ZM227 257H229V259L227 258ZM23 258H25V260H27V262L26 261H24V259ZM77 258H78V260H77ZM94 258V259H93ZM106 258H109V259H106ZM123 258H125V260L123 259ZM147 261V263H144V262H146L144 259ZM177 258V259H176ZM179 258H180V260H179ZM207 258V259H206ZM2 258L0 257V264H3V262H2V260H1ZM21 259H23V260H21ZM34 259V261H32ZM69 259V260H68ZM101 259L102 260H104V259H106V260H108V261H102V263H101ZM133 259H134V261H133ZM149 259V260H148ZM153 259V260H152ZM157 259V260H156ZM186 259H189L190 260V262L188 261V260H186ZM192 259H193V261H192ZM5 260L7 261V259L5 258ZM4 260V263H7L6 261ZM12 260H13V258H12ZM92 260H94V262L92 263ZM127 260V262H125ZM172 260H173V262H172ZM181 260H182V262H181ZM9 261V260H8ZM30 261V262H29ZM55 261H57V262H55ZM96 261H97V263H96ZM117 261V263H115ZM159 261V262H158ZM199 261V262H198ZM253 261H254V263H253ZM2 262V263H1ZM11 262V261H10ZM9 262V263H10ZM21 262V263H20ZM51 262V263H50ZM55 262V263H54ZM78 262L76 263V264H78ZM119 262V263H118ZM150 262V263H151ZM181 262V263H180ZM236 262V263H235ZM257 262V263H256ZM13 263V264H14ZM149 263V264H150ZM8 264V263H7ZM75 264V263H74ZM170 264V263H169Z\"/></svg>",
    "mask_w": 264,
    "mask_h": 264
},
{
    "label": "bare ground",
    "instance_id": "6f19581e",
    "mask_svg": "<svg viewBox=\"0 0 264 264\" xmlns=\"http://www.w3.org/2000/svg\"><path fill=\"white\" fill-rule=\"evenodd\" d=\"M103 24H106V25H104V26H107V24H108V26H110V24H112L111 26H110V28L111 27H114V29H116L117 31H113L114 29H111V31L112 32H115L116 34H114V33H111V31H107V29L108 28H106V27H98L99 25L101 26V25H103ZM159 24H160V26H159ZM163 24V25H162ZM98 25V26H97ZM162 26L163 27H165L164 29L162 28ZM231 28V29H229V31L231 30V32H228V30H226L227 28ZM96 28L97 29H99V30H96ZM106 28V29H105ZM109 28V29H110ZM159 28H162V29H160V31H161V33L159 32V31H157V30H159ZM234 28V30L232 31V29ZM102 29H105V30H102ZM108 29V30H109ZM189 30H194V32H190ZM155 31H157V33H159L158 35H157V37L155 36V34H157ZM190 33H189V32ZM155 32V33H154ZM243 32H246V34L245 33H243ZM112 35H111V34ZM222 33V36H226L227 37V35H229V36H231V38H232V40L234 39V40H239L240 39V41L242 40L241 38L242 37H248V35H250V38H253V37H255V38H261V39H264V0H0V194L1 195H3V193L5 194L4 195V197H6L7 198V203H10V204H7L6 202V204H5V206H7L6 208L7 209H9L8 208V206L9 205H11L12 203H13V205H12V208H10L9 209V211L11 212L12 211V213H11V215L12 216H10L9 218L12 220L13 219V216L16 218V217H18L17 215L21 212L20 210H19V208L20 207H17L18 208V210H17V212L15 211V210H12V209H14L16 206H20V204L19 203H21L22 201H24L25 202V200H22V201H18L19 203H16L15 204V202H17V198H16V196H17V194L18 195H20V197L22 196V194H25V195H27L28 193V191H29V195L32 197V195L34 196L35 194V192H36V195L34 196L37 200V203L38 202H40L41 201V199H42V201H41V203H40V208H42V209H40V210H42V211H40V210H37L38 208V206H39V204H37L36 203V201L34 202V206H35V203L37 204V206H35L36 207V209H33V208H31V206H33V205H31V204H29L30 205V211H31V209H32V211L34 210V211H36V213L38 212L39 213V211H40V213H42L43 214V212L45 211V214H43L44 216L46 215V213L48 214V216H50V217H52V215H53V217L52 218H55L56 216H55V213H56V211H57V213H60L61 212V215H65V213H66V209L67 210H69V208H71V206H72V204L74 205V206H77L75 203L76 202H74L71 198L69 199L68 198V196H67V194H69L70 195V193H67L65 196H64V193H63V196L61 195V196H59V197H62V199H65V202H66V204L64 203L63 204V209H64V211H63V209L61 208L62 207V203L64 202V201H62V199L61 198H59V199H61V201L60 202H62V203H56V205L57 204H59V207H58V205L56 206L55 205V201L53 202V200H52V202L54 203V205L52 204V203H47L48 204V207H49V205H53L54 207L53 208H55L56 209V211H55V209H53V210H51V212L50 211H46V210H48V208H46L45 210L43 209V205L42 204H46L44 201H43V199H44V197L43 196H47L48 194H49V192H47L48 194H45V191L44 190H46V189H48L47 187H45V186H47L48 184V181H49V184H51V185H54V187L55 186H57L56 184H59L60 182H61V180H59L58 179V181L55 179L56 177H53V179L55 180L54 181V183H56V184H53L51 181L53 180H50V179H48V177L47 178H45L44 177V175L43 176H41L40 174V177H42L44 180L46 179V180H48L46 183H44L43 185H45V186H40V187H38V189L35 187L36 185H34L35 183L33 182V180L32 181H30L29 179H27L26 178V176H29L30 177V173H33L31 170H33V171H37V170H35V169H37V168H43V166H46V165H48L49 163L51 164V162L52 161H49V159H51L52 158V156L53 155H56L55 153H57V152H61L62 153V151L64 152V150H65V148H67V150H69L68 148V146L67 145H71L72 144V146L74 145V147H71L70 146V150L69 151H75V145L76 146H78V144H74L73 142H74V140H72L73 142H71V141H68L67 140V138L68 137H66L67 136V134H64V131H63V129L62 128H59V126L58 125H61V127L62 126H64V123H65V121L68 123L69 121V123H71V124H73V122H76L77 120H79L80 121V119L82 120L83 119V116H82V118H81V116H79L78 117V113H81V111L82 110H84V108H86V107H84V105H82V104H85V103H78L77 101L78 100H80L81 99V101L82 100H84V98H87V97H90V96H87V95H92L93 94V92H94V90H96V92H94L95 94H93V97H90V98H95L94 97V95L96 96V100H99L98 99V97H97V89H98V87H99V91L98 92H100V96H101V98L102 99H106V97L107 96H109L110 94H112V96L113 97H111V99L108 101H106L105 103H102V106L101 107H104L103 106V104H110V103H112L113 101H116L117 99H124V101H126L127 102V100H129V97L128 96H130V95H133L134 93H135V91L137 90V86L139 87V86H141L142 84H140V83H142L144 80H146V82H143V83H146L145 85L146 86H144V84H143V87H144V91L142 90V93H143V95H145V96H147V94L148 93H153L152 91H154V92H158L157 94L159 95V92L163 95L164 93H166V92H169V95L170 96H173V95H171L170 94V92H171V90H173V91H177L178 90V94H181L182 95V97H183V93H180V90L179 89H187L188 87H190L191 86V90H193L195 87H197L196 85H194L195 87H192V85H193V83L195 84V79H193L192 77H193V70L195 69H197V66H198V63H195V64H193V63H191V62H189V64L190 65H193V67H191V68H189V65H188V63H186V62H184L183 60V58L181 59V57L183 56H188V55H190L192 58L193 57H195V56H197L198 55V53H196L197 52V46H196V44H200V45H202L203 43H205V44H207V42L209 43L211 40H213V38H215V35H220ZM136 37V39L135 40H137L136 41V43H135V40L133 39L134 37ZM154 36V37H153ZM130 37H133L132 39L134 40H131L130 39ZM226 37H225V39H226ZM220 38V37H219ZM222 38H224V37H221L220 39L222 40ZM121 39V42H123L122 43V45L124 44V42L125 41H127L128 39V44H127V42H125V47H126V45H128L126 48V50H128V47L130 48L129 49V52H130V50H131V52H133V53H135L136 51H140V47H144V46H146L147 47V51H150V53H147V51L145 52L144 51V49L142 50L143 52H145V53H147V54H145V55H147V57H148V54H151V52H153L154 51V56L156 55V56H158L159 55V57H161V54H163L164 55V53L163 52H165V55L166 54H171L173 57L175 56V57H177V56H179L180 57V59H178V57H177V59L179 60V63H177V62H174V60L176 59V58H174V60L172 59H170L171 58V55H170V57L168 56V58L171 60V61H173L172 63H168L167 65H165V66H167V67H169V68H167L166 69V75H164L163 73H165V72H163V73H161V74H159L160 72H162L161 71V69H160V65H158V67H155V66H153V64H154V61L150 64L152 67H154L155 68V70H157V73H158V68H159V73L157 74L156 72H155V70L154 69H151V68H149L148 67V69H150V71L149 70H147L149 73H147V71H146V69H147V67H145L146 69L144 70V68L142 69L145 73H147L148 75H146V77L147 76H149V75H151V76H158V75H160L159 77L161 78V75L163 74V76H167V75H170V77L169 76H167V78L169 79H166L165 78V82H164V79H161L160 80V78H157V77H152V78H149V79H144V78H141L142 80H140V79H138L139 77H135V79H137V81L136 80H134V76L132 77V78H127L129 75H127L126 76V78H125V76L124 77H122L123 75H121V77L119 76L120 74H123L122 72H127V68H124V69H122V71H121V68H123V65L125 64V63H127V61L126 60H128L127 58H126V62L125 61H123V60H121V59H119V58H121L122 56H126L127 57V55L128 54H131V52L130 53H128V52H126L125 51V49L124 48H122V47H124V46H121V43H120V45L119 44H117V42H120L119 40ZM130 40H131V42H132V44L130 43ZM217 40V39H216ZM215 40V41H216ZM227 40V39H226ZM230 40V39H229ZM233 40V41H234ZM236 40V41H237ZM246 40H248V38L246 39ZM250 40V39H249ZM223 42H221V43H224V40H222ZM244 41V40H243ZM137 42L140 44H142V45H138L137 44ZM227 42H229V41H227ZM129 43H130V45H129ZM161 43V44H160ZM210 44V43H209ZM214 44V43H213ZM217 44V43H216ZM218 44H219V41H218ZM225 44V43H224ZM120 46V48L121 49H123L124 50V54H121L120 52L121 51H123V50H120L119 51V49L120 48H117L118 46ZM204 45V44H203ZM210 45H212V42H211V44ZM222 45V44H221ZM131 46H134V49H136V51L134 52V50H132V48H131ZM136 46H139V48L137 47L136 48ZM199 47V46H198ZM116 48L118 49V50H116ZM150 50H149V49ZM171 48H173V49H171ZM199 48H201V47H199ZM213 48V47H212ZM137 49H139V50H137ZM222 49V48H221ZM159 50V51H158ZM169 50H171V51H169ZM202 50V49H201ZM224 50V49H223ZM118 51V52H117ZM140 52V54L142 55V57H144V53L143 52ZM157 51L158 52H162V53H160V54H158L157 55ZM172 51H174V53H172ZM218 51V50H217ZM219 51H220V49H219ZM126 52V53H125ZM155 52H156V54H155ZM169 52V53H168ZM171 52V53H170ZM200 52V51H199ZM202 52V51H201ZM200 52V53H201ZM204 52V51H203ZM221 52H224V51H221ZM220 52V53H221ZM115 53H117V55L118 56H120V55H122V56H120V57H117L116 56V54ZM128 53V54H127ZM199 53V54H200ZM208 53V52H207ZM210 53H214V52H209L208 54H210ZM215 53L216 54H218V52H216L215 51ZM219 53V54H220ZM197 54V55H196ZM110 55V56H109ZM133 56H135V57H133V56H130L129 58H140L141 56H139V53L137 54L136 53V55L135 54H132ZM195 55V56H194ZM116 56V57H115ZM150 56V55H149ZM111 59L112 60V58L114 57V59H118L120 62H119V65L122 63L121 61H123V62H125V63H123L122 64V67L120 66L119 68L118 67H116V66H119V65H115V64H117V63H115V62H112L113 63V65H115V66H113L112 64H110L111 66H109L110 68L111 67H113V68H118V69H116L115 68V72L114 71H112L113 73H108V71L110 70L109 68H108V65H107V67H105L104 65H105V63L107 62V61H109V59ZM210 57V56H209ZM225 57V56H224ZM104 58V59H103ZM124 58V57H123ZM122 58V59H123ZM144 58H146V57H144ZM211 58V57H210ZM216 58V57H215ZM104 60L105 61V63H103V61H102V65L104 66H101V67H103V69L104 70H102V74L100 75V71H101V67L100 66H96V67H98V69L99 70H97L96 71V68L94 69V65H95V63H99L100 65H101V62H99V61H101V60ZM107 59V60H106ZM147 59V58H146ZM198 59V58H197ZM221 59V58H220ZM160 60V59H159ZM178 60H175V61H178ZM183 62H182V61ZM204 60V59H203ZM116 61V60H115ZM130 61V60H129ZM132 61V60H131ZM130 61V62H131ZM147 62H143V64L144 63H149V61H150V59L149 60H146ZM181 61V62H180ZM116 62H118V61H116ZM161 62V61H160ZM198 62V61H197ZM200 62H201V60H200ZM207 62H210V61H208L207 60ZM207 62H205V63H207ZM184 63H186V64H184ZM106 64H109L108 62L106 63ZM170 64V65H169ZM208 64V63H207ZM210 64H211V62H210ZM209 64V65H210ZM213 64H214V62H213ZM144 65H146L147 66V64H144ZM150 65H148V66H150ZM157 65V64H156ZM162 65H163V63H162ZM202 65V64H201ZM205 65V64H204ZM208 65V66H209ZM219 65H222V63L221 64H218L217 66H219ZM93 66V70H95V72H97V73H95V72H90V74H89V69L91 68ZM126 66V65H125ZM124 66V67H125ZM164 66V65H163ZM171 66V67H170ZM194 66L196 67V68H194ZM216 67V66H215ZM225 67V66H224ZM223 67V68H224ZM108 68V69H107ZM170 68H172L171 70H170ZM193 68V69H192ZM219 68H220V66H219ZM222 68V67H221ZM228 69H230V67H227ZM130 69V68H129ZM248 69V68H247ZM89 70V71H88ZM134 70H135V68H134ZM151 70L152 71H154V72H151ZM169 70V72H170V74H168L167 73V71ZM191 70V71H190ZM198 70V69H197ZM200 70V69H199ZM205 70V69H204ZM106 73H105V72ZM116 71H118L117 72V74H116ZM119 71L121 72V73H119ZM130 70H128V72H129ZM138 71V70H137ZM207 71H209V70H207ZM226 71V70H225ZM232 71V74L233 73H235V71H233V70H231ZM231 71H229V73H230V75H232L231 74ZM144 72H142L143 73V75H144V77H145V74H144ZM150 72H151V74H150ZM217 72V71H216ZM243 73H244V71H242ZM248 72V71H247ZM91 73H93V74H91ZM105 73V74H104ZM133 73L136 75V76H138L140 73H141V70L140 71H138V72H136L135 73V71H133V69H132V74H131V72H130V76H132L133 75ZM141 73V74H142ZM152 73H153V75H152ZM198 73V72H197ZM217 73H219V72H217ZM221 73V72H220ZM222 73H225V72H222ZM221 73V74H222ZM250 73H252V71L250 72ZM256 73H258V72H256ZM255 73V74H256ZM99 74V75H98ZM117 76H116V75ZM119 74V75H118ZM192 76H191V75ZM204 74V73H203ZM235 74H237V73H235ZM248 74H249V72H248ZM254 73L252 74V75H254V76H256ZM97 75V76H96ZM189 75L191 76V77H189ZM206 75V74H205ZM208 75V74H207ZM224 75H228L227 73L226 74H223L222 76H224ZM238 75V74H237ZM239 75H240V73H239ZM251 75V77H250V79H247L246 78V80L249 82V80L251 81V78L252 77H254V76H252ZM259 75H261L260 73H259ZM129 76V77H130ZM150 76V77H151ZM162 76V77H163ZM198 76V75H197ZM229 76V75H228ZM189 77V78H188ZM194 77H195V73H194ZM231 77H233V78H235L236 77V75L234 76V75H232ZM242 78H243V76H241ZM245 77H247V75H245L244 76V78L242 79V81H246L245 80ZM256 77H258V76H256ZM261 77V76H260ZM123 78V79H122ZM198 78V77H197ZM221 78H223V77H221ZM151 79V80H150ZM152 79H153V82H151L152 81ZM156 79V80H155ZM189 79V80H188ZM190 79H191V81H190ZM237 79V78H236ZM239 79H241L240 77H239ZM253 79V78H252ZM147 80H150V82H151V84L149 85H147V83L149 82H147ZM157 81V82H155V81ZM167 80V81H166ZM205 80H206V78H205ZM223 80H224V78H223ZM230 80V79H229ZM233 80V79H232ZM235 80V79H234ZM233 80V81H234ZM261 80V79H260ZM159 81V82H158ZM237 81V80H236ZM240 81V80H239ZM136 82H138V83H136ZM201 82V81H200ZM218 82V81H217ZM225 82H228V81H225ZM232 82V81H231ZM223 83V82H222ZM229 83V82H228ZM259 83V82H258ZM264 83V78L261 80V84H263ZM198 85V84H197ZM221 86V85H220ZM135 87H136V89H135ZM204 87H206V86H204ZM68 88H71V89H69L70 91H68L67 89ZM86 88V90H84ZM141 88H142V86H141ZM140 88V89H141ZM148 88H150L149 89V91L147 90ZM203 88V87H202ZM208 88V87H207ZM91 91V90H93V91H91L92 92V94H84L83 92H88V93H91V92H89V90ZM139 89V90H140ZM145 89H146V93L147 94H145L144 92H145ZM204 89V88H203ZM74 90V91H73ZM82 90V93L85 95V96H87V97H82L81 96V93H80V91ZM135 90V91H134ZM211 90V88H208V91H210ZM185 91V90H184ZM197 91H199V90H197ZM202 91V90H201ZM212 91V90H211ZM71 92V93H70ZM191 92V91H190ZM189 92V95L192 97L193 96V93H190ZM202 92H204V94H206L205 93V91H202ZM136 93H141L140 91L138 92V90L136 91ZM142 93L141 94H138V95H141V97H142ZM175 93V92H174ZM187 93V92H186ZM196 93V92H195ZM176 95V97L177 96H179V98L180 99H182L181 97H180V95ZM188 94V93H187ZM187 94H186V97H187ZM192 94V95H191ZM66 95V96H65ZM75 95V97H73ZM80 95V96H79ZM148 95H150V94H148ZM161 95V98L162 97H165L164 98V100H165V105H169V109L167 108V109H165V113L164 114H166V113H168V112H171V111H168V110H171V104L169 103V98L168 99H166L167 98V96L169 97V95H167V96H162ZM71 96H72V98H71ZM123 96H127L128 97V99H127V97H125V98H123ZM263 96H264V94H263ZM68 97H69V100H67L68 99ZM79 97V99L77 100V98ZM83 99H82V98ZM132 97V96H131ZM160 96H158L157 98H159ZM204 97V96H203ZM67 98V99H66ZM76 98V100H74ZM139 98H140V96H139ZM156 98V99H157ZM170 98H175V96L174 97H170ZM178 98V97H177ZM174 99V101L175 100H180V99ZM195 98V97H194ZM66 100V102H70V103H73V104H69V103H66V102H64L63 100ZM89 99V98H88ZM88 99H86V100H88ZM102 99H100V100H102ZM163 99V98H162ZM188 99V98H187ZM191 100L193 99V98H190ZM85 100V101H86ZM89 100H91V99H89ZM88 100V101H89ZM92 100H95V99H92ZM133 100V98H131V100H129L130 102H133L132 101ZM191 100H188V101H191ZM195 100V99H194ZM201 100H203V101H201V103H199V101H200V98H199V101L197 102L196 101V103H194V104H192L193 105V107H195V108H197V109H195V108H193L194 110H196V111H194L193 109H191L190 107L191 106H189L188 105V107H184V109L183 110H181V109H179L180 107H179V101H177V102H179L178 103V109L180 110V111H183L184 112V110L187 112V111H189V112H191L190 114H192L193 115V113L194 112H196V113H198L197 114V116L195 117L194 115H193V117H192V115H191V118H190V116H188V118L190 119V121L193 119V118H197L196 120L198 121V118H199V116H201V115H204L203 116V118H202V116H201V118L203 119V120H200V122H203V121H205L204 120V118H205V115L206 114H204V112L205 111H203V110H201L202 112H200L199 111V108H203L204 110H208V113L210 114L209 116H207L206 117V119H209V121H211L212 120V117H210V116H212L211 115V113H213V109H215V110H218V105L217 104H215V102H208L207 100L205 101L204 99H201ZM63 101V102H62ZM72 101V102H71ZM73 101H75V102H73ZM84 101V102H85ZM121 101V100H120ZM128 101V102H129ZM134 101H135V103H136V100L134 99ZM140 101V100H139ZM139 101H137V102H139ZM151 101V100H150ZM153 101V100H152ZM151 101V102H152ZM224 101V100H223ZM91 102H93V101H91ZM90 102V104H92ZM117 102V101H116ZM166 102H168V104L166 103ZM177 102H175V103H177ZM181 102H183V101H181ZM186 102V101H185ZM75 103H77V105H81L82 106V108L80 107V106H78V107H80V109H82L80 112L79 111H77L76 112V110H73L72 108L73 107H76V109L78 108L77 107V105L75 104ZM94 103V102H93ZM134 103V102H133ZM147 103V102H146ZM186 103H188V102H186ZM186 103H183V105H186ZM66 104H69V105H67L68 107H70L71 105H73V107L71 108L72 109V113H71V115L73 114V112H75V114L76 115H72L71 116V118H72V121L70 120V118H69V120H67L68 119V117H69V114L68 113H70L68 110L70 109V108H67L66 107ZM75 104V105H74ZM87 104L88 103H86V106H87ZM100 104V103H99ZM118 104H120V103H118ZM122 104H125V103H123V102H121V105ZM158 104V103H157ZM156 104V106H158ZM163 104V103H162ZM161 104V106H163ZM190 104V103H189ZM112 105H113V103H112ZM151 105V104H150ZM182 105V106H183ZM90 106H91V108H92V106H93V108H92V110H95V112L93 113L92 111H89V112H92V113H89V115H87V114H83V115H85L84 116V118L86 119V117L88 116V118H89V116H90V120H91V118H92V120H95V119H97L98 118V115L99 114H96V113H101L102 114V112H100L99 111V109L100 108H98V107H100V105H97L96 104V106H98V107H96L95 106V104L93 105H89L88 104V107L90 108ZM106 107H107V105H105ZM108 106H111V105H108ZM117 106V105H116ZM143 106V105H142ZM141 106V107H142ZM147 106V105H146ZM84 107V108H83ZM153 107V106H152ZM171 107V108H170ZM89 108H86V110H89ZM90 108V109H91ZM95 108V109H94ZM98 108V109H97ZM108 108H110V107H108ZM111 108H112V106H111ZM135 108V107H134ZM163 108H164V106H163ZM165 108H166V106H165ZM264 108V107H263ZM67 109V110H66ZM105 109V108H104ZM119 109H121V108H119ZM132 109V108H131ZM173 109V108H172ZM187 109V110H186ZM188 109H191V110H188ZM220 109V108H219ZM78 110V109H77ZM86 110H84V113H85V111ZM106 110V109H105ZM122 110V109H121ZM209 110H211V113L209 112ZM66 111H68V113L66 112ZM97 111V112H96ZM101 111H103V110H101ZM114 111V110H113ZM118 111V110H117ZM123 111V110H122ZM139 111L142 113H144V111L142 110L141 111V109L140 110H138V112H136V111H132V117H136L137 116V114H139ZM163 111V110H162ZM167 111V112H166ZM172 111H174V109L172 110ZM192 111H194V112H192ZM224 111V110H223ZM87 112V111H86ZM129 112V111H128ZM136 114V115H134V113ZM189 112H187V113H189ZM218 111H215L214 113H213V117L215 118L216 116L218 117L219 115L221 116V118L220 119H222L223 118V120H224V117H227L228 116V113H226L227 114V116H224V114H222L221 112L222 111H219L218 113H217ZM226 112V111H225ZM82 113H83V111H82ZM119 113V112H118ZM126 113V112H125ZM140 113V114H141ZM161 113V112H160ZM195 113V114H196ZM216 113H217V115H216ZM90 114H92V117H91V115ZM100 114V115H101ZM114 113H112V115H113ZM181 114H183V113H181ZM185 114V113H184ZM225 114V115H226ZM94 115V116H93ZM97 115V116H96ZM99 115V117H101ZM110 116V118H113V116ZM127 115V114H126ZM151 115V114H150ZM187 115H189V114H187ZM216 115V116H215ZM79 118H77V117ZM104 116V115H103ZM131 116V115H130ZM146 116V115H145ZM219 116V117H220ZM95 117V118H94ZM97 117V118H96ZM126 117V116H125ZM131 117V118H132ZM77 118V120L76 121H73V120H75ZM94 118V119H93ZM105 119H107V118H109V116H107V117H104ZM103 118V119H104ZM168 118V117H167ZM178 118V117H177ZM176 118V119H177ZM139 119V118H138ZM179 119V118H178ZM177 119V120H178ZM183 119V117H181V120ZM226 119V118H225ZM97 120H100L99 118L97 119ZM120 120V119H119ZM53 121H57V122H54V124H55V126L54 127H57V129L55 130V128L53 127V126H51L53 123ZM114 121V120H113ZM120 121H122V120H120ZM183 121V120H182ZM193 121V120H192ZM217 122L218 120L216 119V120H214V122ZM61 122V123H60ZM85 122V121H84ZM109 122V121H108ZM183 122H185V121H183ZM199 122V121H198ZM56 123H58V125L56 124ZM190 123H195V122H190ZM218 123V122H217ZM240 123V124H239ZM239 123H236L235 124V127L237 128V130L235 131V132H233V135L235 136V138H234V136H233V140L235 139L237 142H238V144L236 143V144H232L233 146V148H234V146H235V148H238V147H242V146H239V144H244V145H246L247 144V142H248V146H252V143L255 141V140H257V143H258V145L256 146V143L254 144L253 143V145L254 146H252V147H254V149L252 150V151H250L252 148H249L248 146V148L250 149L249 150V152H250V154L248 153V151H247V153H245V154H248V155H251V157H257L256 155H263L264 154V151L263 152H261V153H263V154H261L260 153V151L262 150V149H260L259 147H261L260 145H259V143L261 144L263 141H264V139H262V138H264V137H262V136H256V138L255 137H253V135H254V133H253V135H251L252 134V130L251 129H253V128H251L250 129V131L249 132H245V131H243V130H240V128L242 127V121L241 122H239ZM51 124V125H50ZM100 124V123H99ZM210 124H214V123H210ZM219 124V123H218ZM57 125V126H56ZM66 125V124H65ZM98 125V124H97ZM246 125L247 124H245V127H246ZM81 126V125H80ZM82 126H84L83 124H82ZM104 126H105V124H104ZM247 126H249V125H247ZM65 127V126H64ZM68 127H69V125H68ZM244 126L242 127V128H245ZM52 128V129H51ZM75 128V127H74ZM78 128H79V126H78ZM98 128V127H97ZM135 128H138V127H135ZM209 128V127H208ZM247 128V127H246ZM245 128V129H246ZM139 129V128H138ZM79 130V129H78ZM249 130V129H248ZM254 130V129H253ZM97 131V130H96ZM103 131V130H102ZM101 131V132H102ZM223 131V130H222ZM247 131V130H246ZM252 131V132H251ZM255 131V130H254ZM256 131H257V129H256ZM260 131V130H259ZM74 132V131H73ZM98 132V131H97ZM251 132V133H250ZM257 133H258V131H257ZM261 132H259V135H262V134H260ZM191 134V133H190ZM194 134V133H193ZM66 135V136H65ZM88 136V135H87ZM263 136H264V134H263ZM65 137V138H64ZM223 137H225V136H223ZM261 137V138H260ZM190 138V137H189ZM192 138V137H191ZM253 138H255L254 140H253ZM67 141H66V140ZM262 141H261V140ZM70 140V139H69ZM84 140H85V138H84ZM94 140V139H93ZM174 140V139H173ZM76 141V140H75ZM81 141H82V138H81ZM81 141H80V145L79 146H82V147H84L85 145H84V142H82L81 143ZM182 141H183V139H182ZM191 141V140H190ZM187 142V143H185V142H182V143H185L186 144V146L188 145V143H190V144H192L191 142ZM230 141V140H229ZM228 141V142H229ZM260 141V142H259ZM95 142V141H94ZM104 142V141H103ZM171 142V141H170ZM173 142V141H172ZM175 142V141H174ZM173 142V143H174ZM233 142V141H232ZM251 142V143H250ZM256 142V141H255ZM68 143V144H67ZM70 143V144H69ZM77 143V142H76ZM171 144V145H167V146H165L164 148L165 149H163L162 150V153L163 152H165L166 150H169V149H172V148H174V147H176V143H177V141H176V143H174V144ZM179 143L181 144V142L179 141ZM234 143V142H233ZM249 143H250V145H249ZM185 144H183V145H185ZM237 145H238V147H237ZM261 145H263L262 147L264 148V142H263V144H261ZM78 146V147H79ZM89 146V145H88ZM256 146V147H255ZM259 146V147H258ZM81 147V148H82ZM86 148H87V146H85ZM147 147H151V146H147ZM147 147H145V148H147ZM155 147V146H154ZM180 147H182V144L181 145H179V148ZM194 147V146H193ZM192 147V148H193ZM221 147V146H220ZM223 148L225 147V151L227 150L228 151V148L226 149V147L227 146H225V145H223L222 146ZM229 147H230V145H229ZM261 147V148H262ZM77 148V147H76ZM153 148V147H152ZM157 148V147H156ZM155 148V149H156ZM178 148V149H179ZM183 148V147H182ZM182 148L180 149V150H182ZM187 148V147H186ZM210 148V147H209ZM84 149V148H83ZM88 149V148H87ZM94 149H95V147H94ZM148 149H150L151 150V148H147V149H145V150H148ZM154 149V148H153ZM153 149L151 150V151H153ZM158 149V148H157ZM177 149V148H176ZM177 149V150H178ZM184 149V151H185V153H187V150L185 149V147L183 148ZM188 149H191L189 146H188ZM203 150H204V148H202ZM206 149V148H205ZM207 149H208V147H207ZM240 148H238V149H236V151H238ZM242 149V152L245 150V149H243V148H241ZM260 149V150H259ZM79 149L77 148V151H78ZM93 150V149H92ZM148 151L149 153H152L151 151ZM173 150V149H172ZM193 149H191V151H192ZM196 149H194V151H195ZM198 150V149H197ZM196 150V151H197ZM221 150H223L224 151V149H221ZM232 150H235V149H232L231 147H230V151L232 152ZM259 151V152H257V151ZM264 150V149H263ZM69 151H65L64 153H63V155H65V153L67 154ZM77 151H75L76 153H77ZM157 151H159V149L157 150ZM157 151H155L154 150V152L156 153ZM160 151H161V149H160ZM159 151V152H160ZM179 151V150H178ZM190 151V150H189ZM190 151V154L192 153ZM215 151V150H214ZM224 151V152H225ZM226 151V153L228 154V152ZM241 151V150H240ZM256 152V154H254L255 156H252V152ZM81 152V151H80ZM141 152V151H140ZM139 152V153H140ZM173 152H174V150H173ZM231 152H229L230 154H228V157H230V156H232L231 155ZM245 152V151H244ZM243 152V153H244ZM254 152V153H255ZM71 153H74V152H71ZM161 153V152H160ZM159 153V154H160ZM161 153V154H162ZM175 153V152H174ZM179 153H182V152H180L179 151ZM200 153V152H199ZM199 153H197V152H195L194 154L196 155V154H199ZM202 153V152H201ZM206 152H204V154H205ZM208 153H209V155L208 154H206V155H208V156H211L212 155V157H213V155H214V157H216V160H218L219 161V159H217V158H221L222 157V159L223 158H225V159H223L224 161L222 162V161H220V162H222V164L225 162V164H226V156H227V154L226 153H223V155L224 154H226L225 156H221L220 154H222V151L220 152L219 151V149H218V152H216L219 156H216L217 154L215 153V152H211V153H213V154H211L210 152H209V149H208ZM92 154H94V153H92ZM140 154H142V153H140ZM158 154V153H157ZM158 154V155H159ZM188 154V153H187ZM186 154V155H187ZM190 154L189 155H187V157L189 156L190 157ZM204 154H201V155H204ZM68 155V154H67ZM163 155V154H162ZM167 155V154H166ZM230 155V156H229ZM21 156L23 157V158H21ZM164 156H165V154H164ZM169 156V155H168ZM176 156V155H175ZM181 156H184V155H182L181 154ZM200 155H196V157L194 156V158L196 159H198V157H199ZM235 156H236V154H235ZM239 156V155H238ZM241 156V155H240ZM243 156H245L246 157V155H242L241 157L242 158H244ZM261 156H258V157H261ZM161 157V156H160ZM212 157H211V159H212ZM213 157V158H214ZM241 157H240V159L239 160H241ZM263 157H264V155H263ZM263 157H261L262 159H263ZM74 158V157H73ZM81 158V157H80ZM177 158V157H176ZM248 158H250V156H248ZM247 158V159H248ZM151 159V158H150ZM178 159V158H177ZM184 159H185V157H184ZM199 159H201V158H199ZM207 159V158H206ZM208 159H209V157H208ZM247 159H242V160H247ZM142 160V159H141ZM145 160H149V156L147 157V159H145ZM212 160H214V159H212ZM221 160V159H220ZM228 160V159H227ZM241 160V161H242ZM251 160V159H250ZM170 161V159L168 160V162ZM177 161V160H176ZM190 161L192 162V168L191 169H193L194 170V168H196L195 169V173H197V175H195L194 173L193 174H191L192 176H189V177H192V178H190V179H192L191 181H189L188 182V180L187 179H189V177H186L185 176V174H184V176H185V178H187L186 180V184L185 183H183L182 182V180H184L183 178V173H181V172H179V173H181V175H179V173H177L176 174V176L178 175L179 177H178V179H176L177 180V183L176 182H174L173 181V183H176L175 185V188L173 187V184H172V186L170 185L169 187H172V188H174V190L176 191V193H178V198L180 199V195H185V197H187L188 199H187V201L188 200H190L189 202L190 203H188V206L187 207H189V208H194V206H195V204H198V203H193L194 202V200H192V199H195L196 197H194L195 196V194L197 195V191H198V196L201 194V191H203V193H202V195H200L199 197L201 198V200L203 201V207L205 208V207H211V205H212V207H213V205L215 204V202L216 201H214V195H216V189H214L215 188V186H217L216 188H218L219 189V187H223V190L225 189V192H226V194H229V193H227V191H226V187L227 188H233V187H235V186H237V185H239V184H245L244 185V191H245V193H244V191H241V194H242V192L244 193V195L243 196H245V197H243V198H245V200H242L243 202V204H244V201L246 202V198H247V196H250V194H251V191L253 192V190H255V192H257L258 194L260 193V194H262V191L264 190V189H259V190H256V189H258L257 187H255L254 185L257 183V182H259L260 180L262 181V179L264 180V178H263V173L264 172H262V170L264 171V169H262V168H264L263 167V164L264 163H262V167H261V171H259L258 172V170H254L252 167V165L254 164L255 165V163H256V165H257V163L258 162H260V164H261V161H259V159L258 160H254V162L252 163L251 161H249V159H248V161H249V163H251L250 165L248 164V161H247V163H243L247 168L248 167H251L253 170H251V168L250 169H243V166H241V167H239V169H237V168H233L232 167V165H234L235 166V162H234V160H230L231 161V164L232 165H230L229 164V160H228V162H227V165L228 166H231L232 167V169H231V167H228L227 165V168H225V170H224V168L223 167H226L225 165H223V167H222V169H221V172L217 169H215V167H217V165H211V166H213V167H211L210 166V163H205V164H203V165H206L205 166V168H208V167H211V168H209L210 169V171H212V172H210L208 169V171L205 169L204 170V167L202 166L201 167V169L199 168V166L198 167H194V165L198 162H196L195 163V161L194 160H192V159H190ZM237 161V160H236ZM45 162H47V164L45 165L44 163ZM141 162V161H140ZM175 162V161H174ZM174 162H173V164H174ZM193 162L195 163V164H193ZM200 162V161H199ZM137 163H139V162H137ZM189 163V162H188ZM169 164V163H168ZM238 163L236 162V165H237ZM242 163H239L238 165L240 166ZM242 164V165H243ZM259 164V163H258ZM259 164V165H260ZM52 165V164H51ZM177 165H179V163H178V161H177ZM209 165V166H208ZM247 165H249V166H247ZM255 165V166H256ZM50 166V165H49ZM190 165H189V167H191ZM254 166V167H255ZM236 167V166H235ZM50 169H52L51 167H49ZM199 168V169H198ZM203 168V169H202ZM212 168H213V170H212ZM229 168V170L226 172V169H228ZM240 168H242V169H240ZM256 168H260V166H258V167H256ZM181 169V168H180ZM189 169V168H188ZM201 170L200 172L198 171V170ZM218 172L217 173V176L219 175V173L221 174V176L219 175V177L217 178V177H215V182H219V181H221V183L219 182V184H217V183H215L216 185L214 186V183H213V186L214 187H212V189H214V192L215 193H212L213 194V196H212V194H210L211 192H213V190L208 194V193H206V189L205 188H209V187H211V182L210 181H208L207 183H208V186H204V189L202 190V188H203V179H201L200 180V178L199 179H197L198 178V174L200 175V177L201 178H205L206 179V177H202L203 175H201L204 171H205V173H203L205 176H206V174L208 175V173H209V175H208V177H207V179L208 178H210V177H212V176H216V174L214 175L213 174V171H215V170ZM24 170V171H23ZM42 170V169H41ZM60 170H62V169H60ZM183 170V169H182ZM198 172H197V171ZM260 170V169H259ZM22 171H23V173L24 174H26V176L25 175H23V173H22ZM27 171H31V172H28L29 174L27 175ZM45 171V170H44ZM109 171V170H108ZM192 171V170H191ZM203 171V172H202ZM206 171H207V173H206ZM223 171L225 172V173H223ZM34 172V174H36ZM38 172V171H37ZM65 172V171H64ZM64 172H63V174H62V172H61V175H60V178L63 180H65V174H64ZM69 172V171H68ZM103 172H107V171H103ZM178 172V171H177ZM22 173V174H21ZM98 173V175H99V173L100 172H97ZM109 173H112V171L111 172H109ZM68 174V176H70L71 174L70 173H67ZM70 174V175H69ZM100 174H102V173H100ZM166 174H167V172H166ZM165 174V175H166ZM189 174V173H188ZM223 174V175H222ZM37 175V174H36ZM73 175V174H72ZM71 175V177H73ZM82 175V174H81ZM108 175V174H107ZM163 175V174H162ZM186 175H187V173H186ZM260 175H262V177H260ZM24 177V179L22 178V177ZM32 176V175H31ZM115 176V175H114ZM117 176V175H116ZM175 176V175H174ZM188 176V175H187ZM67 177V176H66ZM122 177V176H121ZM195 177V178H194ZM197 177V178H196ZM220 177L222 178V179H220ZM32 178V177H31ZM88 178V177H87ZM86 178V179H87ZM99 178H101V177H99ZM104 178V179H103ZM109 178V177H108ZM107 178V180H108V182H106V180H105V177H102V179L104 180V182L102 183V185H98V187L99 186H106L105 187V189L107 190V192H108V189H112V187L110 186V182L112 181L111 179H108ZM114 178H117V177H114ZM175 178H177V177H175ZM194 178V179H193ZM219 179V181L217 180V179ZM261 178V179H260ZM21 179L24 181L23 183H26L25 181H30L29 182V184H31V182H32V184L30 185V187H31V190L29 189V190H27L28 188H30L27 184H28V182H27V184L25 185V184H23L22 183V185L20 184V186H26V188L25 189H23V190H21V191H23V192H21L20 191V189L17 187L18 185H19V183H20V181H21ZM27 179V180H26ZM33 179V178H32ZM76 179H78L77 177H76ZM85 179V180H86ZM91 179H93V181H94V178L92 177ZM169 179L170 178H167V180L169 181ZM189 179V180H190ZM260 179V180H259ZM45 180V181H46ZM75 180V179H74ZM110 180V181H109ZM116 180V179H115ZM118 180H119V178H118ZM121 180V179H120ZM126 180V179H125ZM165 180V181H164ZM165 178L163 179V181L162 182H168ZM213 180V179H212ZM217 180V181H216ZM44 181V182H45ZM70 181H72V180H70ZM87 181H89L88 179H87ZM87 181H85V183L87 182ZM98 180H96L95 182H97ZM102 181V180H101ZM127 181V180H126ZM125 181V182H126ZM161 181V180H160ZM170 181H172V180H170ZM199 181V182H198ZM203 183H202V182ZM257 181V182H256ZM22 182V181H21ZM51 182V183H50ZM64 181H62V183H63ZM69 182V181H68ZM92 182V181H91ZM256 182V183H255ZM62 183H61V185H62ZM81 182H79V184H80ZM93 183V182H92ZM97 183H99V182H97ZM106 183V184H105ZM124 183V182H123ZM161 183V182H160ZM206 183V182H205ZM222 183H223V185H222ZM105 184V185H104ZM113 184H115L114 182H113ZM118 184H120V182H118ZM117 184V185H118ZM127 184V183H126ZM150 184V183H149ZM159 184V183H158ZM166 184V183H165ZM170 184V183H169ZM185 184V185H184ZM199 184H201L200 186H201V188H200V186H199ZM221 184V185H220ZM258 184V183H257ZM50 185V190L52 189V186ZM60 185V184H59ZM66 185V184H65ZM81 185H82V183H81ZM107 185H109V187L107 186ZM116 185V184H115ZM150 185H152V184H150ZM167 185V184H166ZM166 185H162V187H163V189H166ZM219 185V186H218ZM251 185H253V186H251ZM259 185V184H258ZM257 185V186H258ZM28 186V187H27ZM66 186H68V185H66ZM71 186V185H70ZM87 186V185H86ZM89 186V185H88ZM121 186H123V185H121ZM138 186V185H137ZM136 186V187H137ZM142 185H140V187H141ZM161 186V185H160ZM160 186H159V188H160ZM168 186V185H167ZM16 187V189H15V191H17L18 192V189H19V191L20 192H15L14 191V188ZM35 187V188H34ZM42 187V189L41 190H43L44 191V193L40 190V188ZM45 187V189H43ZM58 187V186H57ZM56 187V188H57ZM69 187V186H68ZM80 187V186H79ZM78 187V188H79ZM98 187H96V188H98ZM113 187H114V185H113ZM193 187V188H192ZM200 188V190L199 189H195V193H194V196H191V192L193 191L194 192V188ZM222 187L220 188L221 190L220 191H222L221 193H224V195H226L225 194V192L222 190ZM245 187H247V191H246V188ZM249 187H251L252 189H250ZM77 188V189H78ZM88 188V187H87ZM91 188H93V186L91 187ZM103 188V187H102ZM102 188L101 189H96V190H99V192L100 193H103L102 191L104 190V188H103V190H102ZM117 188V187H116ZM120 188V187H119ZM260 188V187H259ZM35 189V190H34ZM70 189V188H69ZM73 189V188H72ZM75 189V188H74ZM73 189V190H74ZM81 189V188H80ZM84 189L86 190V187H84ZM125 189H126V186H125ZM141 189V188H140ZM163 189H161L160 188V190H163ZM170 189V188H169ZM190 189H192L191 191H190ZM217 189V190H218ZM248 189L249 190H251L250 191V194L248 195ZM24 190H25V192H24ZM26 190H27V192H26ZM50 190H46V191H50ZM83 190V189H82ZM81 190V191H82ZM89 190V189H88ZM93 190V189H92ZM100 190H102V191H100ZM113 190H116V189H113ZM127 190V189H126ZM42 193H41V192ZM54 191V190H53ZM72 191V190H71ZM117 191V190H116ZM115 191V192H116ZM123 191V190H122ZM157 191H158V189H157ZM173 191V189L171 190V192ZM178 191V192H177ZM231 191V190H230ZM31 192H32V195H31ZM34 192V193H33ZM38 192L40 193V194H44V195H37L38 194ZM68 192V191H67ZM77 192V191H76ZM85 192V191H84ZM119 192V191H118ZM117 192V193H118ZM145 192V191H144ZM159 192V191H158ZM162 192V191H161ZM161 192H159L160 194H161ZM163 192H165V191H163ZM162 192V193H163ZM206 193V195H207V201L205 200H203V198H202V196H203V194H205ZM218 192H219V190H218ZM217 192V193H218ZM246 192H248V193H246ZM255 192H253L252 194H251V196H253V194L254 195H256V193ZM21 193V194H20ZM27 193V194H26ZM81 193V192H80ZM86 193V192H85ZM97 193V192H96ZM220 193V192H219ZM264 193V192H263ZM50 194H52V190L50 191ZM50 194L48 195V197H50ZM54 194V193H53ZM52 194V195H53ZM72 194V197H74L75 195H73V192L71 193ZM91 194H93L94 195V190H93V192L91 193V191H90V195L89 196H91ZM110 194V193H109ZM120 194V193H119ZM131 194H134V193H131ZM173 194V193H172ZM245 194H247V195H245ZM0 195V197L2 198V196ZM29 195H27V196H29ZM84 195V194H83ZM107 194H105V196H106ZM128 195V194H127ZM140 195V194H139ZM146 195V194H145ZM166 195V194H165ZM176 195V194H175ZM192 195H193V193H192ZM24 196V195H23ZM29 196V197H30ZM38 196L41 198V199H39L38 198ZM86 196V195H85ZM98 196V195H97ZM102 196H103V194H102ZM114 196V195H113ZM149 196V195H148ZM162 196H164V193L163 194H161V198H162ZM169 196H171V195H169ZM177 196V195H176ZM183 196H181V197H183ZM197 196V197H198ZM205 196V195H204ZM203 196V197H204ZM263 196V195H262ZM33 197V198H34ZM43 197V198H42ZM47 197V198H48ZM54 198H55V196H53ZM57 197V196H56ZM67 197V198H66ZM88 197V196H87ZM95 197V196H94ZM94 197H92L91 196V198L89 197V199L87 198L85 201H87V200H89V201H94L93 203H95L97 200H96V198L94 199ZM107 197H109L108 195H107ZM115 197V196H114ZM134 198V196H131V198ZM193 197V198H192ZM240 197V196H239ZM261 197V196H260ZM32 198V199H33ZM35 198L33 199V200H35ZM83 198V197H82ZM165 198V197H164ZM164 198H162L163 200H165ZM200 198H198V199H200ZM213 198V199H212ZM242 198V197H241ZM48 199H50V198H48ZM56 199V198H55ZM58 199V198H57ZM58 199V200H59ZM67 199H69V200H72L73 201V203L71 204V202L72 201H69L68 202V204H67ZM103 199V198H102ZM105 199V198H104ZM116 199V198H115ZM122 199V198H121ZM138 199H139V197H138ZM143 199V198H142ZM153 199V198H152ZM151 199V200H152ZM157 199V200H156ZM162 199L160 200V197H156L155 199H153V200H155L157 203H155L154 201H152L153 202V204H154V206H152V204L150 203V202H148V203H150V205H148L150 208H147L148 206H146V207H144L143 209H142V207L141 208H139V209H142L141 211L140 210H138L137 208H135L136 210H138L139 212H140V214H139V212L137 211V213L136 214H139L143 219H141V220H144L145 219V223H148V224H153L154 225V227L155 228H160L161 226L163 227V225L164 224H166V225H164L165 227L167 226L168 228H170L174 233H176L177 234V236H178V243H180L181 242V244H182V242H183V246H184V243H185V234H183L182 232H181V230L179 231L178 230V228H179V225L176 223V222H178L177 220H178V215H177V213H179L180 211H178L179 210V207H178V204L177 203H175L176 202V200H174V199H171L172 201H173V203H172V205H169L170 204V202L171 201H169L168 199H166L167 201H169V203L168 202H166V200H165V202H162ZM3 200H4V198H3ZM3 200H1L0 199V202L2 203H0L1 205L0 206H2V207H4V205H3ZM10 200V201H9ZM75 200V199H74ZM79 199H77V202H78V204L79 203H81V201L79 200ZM96 200V201H95ZM98 200H99V198H98ZM145 200V199H144ZM159 200V201H158ZM178 200V199H177ZM183 200H184V198H183ZM185 200H186V198H185ZM183 201V203L184 202H186V201ZM200 200V201H201ZM216 200V199H215ZM239 200H241V199H239ZM255 200V199H254ZM13 201V202H12ZM84 201V199H83V204H85L86 205V202ZM127 201V200H126ZM129 201V200H128ZM135 201H137V199L135 200ZM161 201V202H160ZM193 201V202H192ZM200 201H198V202H200ZM218 201H220V200H218ZM228 201H229V198H228ZM247 201H249L248 199H247ZM27 202V204H28V201H26ZM44 202V203H43ZM110 202V201H109ZM115 202H117V201H115ZM140 202V201H139ZM142 202V201H141ZM159 202V203H158ZM181 202H182V200H181ZM180 202V204L179 205H181L182 204V206L184 205L185 206V208H187L186 207V205H185V203L183 204V203H181ZM226 202V201H225ZM230 202V201H229ZM227 203V204H225L227 207H225V208H227L226 210H228L229 211V217L227 218V226H226V224H225V227H227L228 228V230L230 229L231 231H235L236 232V230L234 229V223L232 222V219H231V217H230V212L231 213H236V211L237 210H239L238 209V207H239V205L241 204L242 205V203H240V204H234V203H232V202H230V203ZM241 202V201H240ZM259 201H257L256 200V202H253L252 201V199H251V205L249 204V206H247V207H252L251 209H253V206H255V204H253V203H256L257 205L256 206H259L260 204V202L258 203ZM92 203V204H93ZM111 203H112V201H111ZM119 203V202H118ZM133 203V202H132ZM137 203V202H136ZM148 203H146V204H148ZM219 203V202H218ZM263 203V202H262ZM17 204H19V205H17ZM69 204H71V206H69ZM82 204V206L84 207V208H87V207H85V205H83ZM99 204V203H98ZM100 204H102V203H100ZM114 204V203H113ZM135 204V203H134ZM145 204V205H146ZM155 204H157V205H155ZM192 204H193V206H192ZM247 204V203H246ZM259 204V205H258ZM66 205H68V207L69 208H64V206H66ZM91 205V204H90ZM96 205V204H95ZM136 205H138V203L136 204ZM225 205H223V206H225ZM253 205V206H252ZM15 206V207H14ZM33 206V207H34ZM82 206L80 205H78V208L76 207V209L78 210V209H81V215L83 216L84 214H83V211H84V213L86 212V209H83L82 208ZM87 206V205H86ZM88 206H89V203H88ZM130 206V205H129ZM128 206V207H129ZM143 206V205H142ZM167 206H169V209L167 208ZM199 205H197L196 206V208L198 207ZM218 206V209H221L222 210V208H219L220 206L219 205H217ZM261 206V205H260ZM9 207H11V206H9ZM52 207V206H51ZM51 207H49V208H51ZM56 207H58V208H56ZM93 206L91 205V208H92ZM95 207V206H94ZM97 207V206H96ZM125 207V206H124ZM134 207V206H133ZM178 207V208H177ZM5 208V207H4ZM90 208V207H89ZM98 208V207H97ZM96 208V209H97ZM103 208V207H102ZM105 208V207H104ZM166 208V209H165ZM185 208L184 207H182V209H184L185 210ZM188 208V209H189ZM192 208V209H193ZM201 208V207H200ZM204 208H201L200 209V211L202 210V209H204ZM216 208V206L214 205V209ZM256 208V207H255ZM59 209H61L60 211H59ZM72 209H74V208H71L67 213L69 214L70 212H74L75 214H77V210H75L74 209V211H72ZM96 209L94 208V210L96 211ZM133 209V208H132ZM146 209H147V211H146ZM198 209V208H197ZM258 209V208H257ZM89 210L90 209H88V213H89ZM116 210V209H115ZM135 210V211H136ZM144 210H145V212L146 213H144ZM210 210H212V209H210ZM33 211V212H34ZM52 211H55V213H53ZM62 211H63V213L64 214H62ZM79 211V210H78ZM93 211V210H92ZM98 211V210H97ZM104 211V210H103ZM134 211V212H135ZM188 211H190V209L188 210ZM187 211V212H188ZM191 211H194V209L193 210H191ZM235 211V212H234ZM9 212V213H10ZM13 212H14V215H13ZM126 212V211H125ZM133 212V213H134ZM182 212V211H181ZM202 212V211H201ZM216 211H214V213H215ZM238 212V211H237ZM251 212H253V211H251ZM262 212V211H261ZM16 213V214H15ZM18 213V214H17ZM52 213V214H51ZM79 213H80V211H79ZM106 213V212H105ZM131 213V212H130ZM142 213V214H141ZM158 213H159V215H158ZM190 213V212H189ZM209 213V212H208ZM213 213V214H214ZM217 213V212H216ZM239 213V212H238ZM248 213V212H247ZM22 212L19 214V219L18 218H16V219H13V220H18V222L17 221H13L12 220V223L14 224V225H22L23 223H24V220H23V222H21L22 221V219H23V216H24V219L25 220H28V219H26V218H28V217H26L24 214H23V216H22ZM73 213H71V214H69L70 216L72 215ZM89 214H91V213H89ZM135 214V213H134ZM219 214H220V212H219ZM243 214V213H242ZM80 215V216H81ZM91 215H93V214H91ZM91 215H89L90 217H91ZM118 215V214H117ZM126 215H127V212H126ZM130 215V214H129ZM133 215V214H132ZM138 215V216H139ZM185 215V214H184ZM221 215L223 216V214L221 213ZM236 215V214H235ZM253 215V214H252ZM260 215V214H259ZM74 216V215H73ZM80 216H79V219H80ZM85 216V215H84ZM102 216V215H101ZM108 216V215H107ZM180 216V215H179ZM186 216V215H185ZM234 216V215H233ZM245 216V215H244ZM249 216V215H248ZM5 217V216H4ZM33 217H35L34 219H33ZM57 217H59V216H57ZM62 217V216H61ZM68 217V216H67ZM75 218H76V216H74ZM74 217H73V219H74ZM87 217H88V215H87ZM105 217V216H104ZM156 217H158L159 218V222H160V224H157V220L156 219H158V218H156ZM192 217V216H191ZM216 217V216H215ZM221 217V216H220ZM6 218V217H5ZM21 218V219H20ZM31 219H33V221L35 220V219H37L36 218V215H33V216H31L30 217ZM29 218V219H30ZM45 218H46V216H45ZM66 217H63V219H65ZM70 218H72V216L70 217ZM92 218V217H91ZM91 218H89V219H91ZM115 218V217H114ZM133 218V217H132ZM139 218V217H138ZM188 218V217H187ZM238 218V217H237ZM243 218V217H242ZM9 219V223H10V220ZM63 219H60V220H63ZM67 219V218H66ZM78 219V220H79ZM89 219H87V220H89ZM129 219V218H128ZM134 219H137V218H134ZM244 219V218H243ZM242 219V220H243ZM8 220V219H7ZM19 220H21V221H19ZM53 220V219H52ZM60 220H58V221H60ZM84 220V219H83ZM87 220H85V221H87ZM97 220V219H96ZM106 220H108V219H106ZM113 220V219H112ZM133 220V219H132ZM140 220V221H141ZM164 220V221H163ZM192 220V219H191ZM237 220V219H236ZM239 220V219H238ZM237 220V221H238ZM245 220V219H244ZM259 220V219H258ZM4 221H5V219H4ZM32 223H33V221L32 220H30ZM29 220H28V222L26 221L25 223H29L30 222ZM39 221V224H40V220H38ZM38 221H37V223H38ZM44 221V220H43ZM46 221H48V219L46 220ZM45 221V222H46ZM55 221L57 222V220L55 219ZM54 221V222H55ZM128 221V220H127ZM137 221H139V220H137ZM137 221L135 222V221H133L134 222V225L135 226H137ZM153 221V222H152ZM155 221V222H154ZM185 221V220H184ZM188 221V220H187ZM193 221V220H192ZM6 222V221H5ZM8 222V221H7ZM15 222H17V224L15 223ZM22 224H21V223ZM31 222L29 223V224H31ZM66 222V221H65ZM67 222H68V220H67ZM70 222L71 221H69L68 223L70 224ZM72 222H73V220H72ZM79 222V221H78ZM78 222H76V223H78ZM94 222V221H93ZM92 222V223H93ZM126 222V221H125ZM152 222V223H151ZM158 222V223H159ZM167 222V223H166ZM197 222V221H196ZM195 222V223H196ZM42 223V222H41ZM67 223V224H68ZM90 223V222H89ZM127 223V222H126ZM126 223H125V225H126ZM132 223V222H131ZM170 223V224H169ZM186 223V222H185ZM193 223V222H192ZM190 224V225H192V227H193V229H194V232H196L197 233V235H199V234H201V233H203V232H201L200 230H202V228L200 229V227L198 228V226L196 225V224ZM209 223V222H208ZM8 224V223H7ZM34 224V223H33ZM48 225H49V223H47ZM60 224H61V222H60ZM107 224V223H106ZM106 224H105V228L108 226H106ZM140 224V223H139ZM138 224V225H139ZM147 224V225H148ZM184 224V223H183ZM188 224V223H187ZM198 224V223H197ZM200 224V223H199ZM213 224V223H212ZM256 224V223H255ZM24 225V224H23ZM21 226V228L22 227H24V229L22 228V230H21V232H26L27 234H29V235H31V239H33V237L35 238V234L33 233V236H32V232H33V230L31 231L30 229V231L27 229V227L26 226ZM36 225V223L34 224V226ZM72 226H73V224H71ZM77 225V224H76ZM89 225V224H88ZM131 225H133V224H131ZM133 225V227H135ZM146 225V226H147ZM150 225H149V227H150ZM182 225V224H181ZM238 225H240V224H238ZM32 226V225H31ZM101 226H102V224H101ZM143 226V225H142ZM160 226V227H159ZM170 226V227H169ZM218 226H219V224H218ZM237 226V225H236ZM30 227V226H29ZM68 227V226H67ZM89 227V226H88ZM96 227V226H95ZM161 227V228H162ZM166 227V229H168ZM191 227V228H192ZM223 227H224V225H223ZM224 227V228H225ZM83 228V227H82ZM97 228H99V227H97ZM104 228V229H105ZM132 228V226L129 228L130 229V231L132 232H134V230H132L131 229ZM147 228V227H146ZM160 228V229H161ZM164 228V227H163ZM181 228V227H180ZM26 229V230H25ZM48 231L50 230L49 229V226H48ZM87 229V228H86ZM103 229V228H102ZM134 229V228H133ZM136 229V228H135ZM138 229H140V227L138 228ZM160 229H158V230H160ZM1 230V229H0ZM13 230V232H14V234L16 235V233H15V231H14V229H12ZM28 230V231H27ZM41 230V229H40ZM88 230V229H87ZM91 230V229H90ZM93 230V229H92ZM137 230V229H136ZM149 230V229H148ZM170 230V231H171ZM208 230V229H207ZM227 230V231H228ZM36 230H34V232H35ZM39 231V230H38ZM43 231V230H42ZM97 231V230H96ZM98 231H100V229L98 230ZM127 231V230H126ZM139 231V230H138ZM141 231V232H140ZM140 233H142V231L143 230H141L140 229ZM157 231V230H156ZM169 231V230H168ZM187 231V230H186ZM231 231H229V232H231ZM233 231V232H234ZM11 230H9V237H10V235L12 236V234H10V233H13ZM30 232H31V234H30ZM78 233H80L79 231H77ZM89 232V231H88ZM120 232V231H119ZM172 232V233H173ZM190 232H193L192 230L190 231ZM233 232H231V233H233ZM2 233V234H1ZM38 233V232H37ZM45 233V232H44ZM47 233V232H46ZM85 233V232H84ZM91 233V232H90ZM89 233V234H90ZM105 233V232H104ZM136 234H137V232H135ZM173 233V234H174ZM184 235V237H183V235ZM199 233V234H198ZM13 234V237H10L11 238V240L13 241L14 239H21V234H17L16 236ZM24 234V233H23ZM135 234V235H136ZM144 234V233H143ZM189 235H190V233H188ZM192 234V233H191ZM0 235H2V237H3V232H1L0 231ZM18 235H21L20 237L18 236ZM25 235V234H24ZM28 235V236H29ZM51 235V234H50ZM80 235H82V234H80ZM86 235V234H85ZM92 235H94V234H92ZM129 235L131 236V235H134V233L132 234H130L129 233ZM145 235V234H144ZM152 235V234H151ZM157 235V234H156ZM182 235V236H181ZM194 235H196L195 233H193V235L191 236L192 237V239H193V236ZM253 235V234H252ZM17 236H18V238H17ZM39 236V235H38ZM66 236V235H65ZM75 236V235H74ZM123 236V235H122ZM141 236H142V234H141ZM140 236V237H141ZM155 236V235H154ZM158 236V235H157ZM188 236V235H187ZM228 236V235H227ZM15 237V238H14ZM67 237V236H66ZM93 237V236H92ZM95 237V236H94ZM93 237V238H94ZM110 237V236H109ZM113 237V236H112ZM162 237V236H161ZM161 237H159L160 239H159V241L161 240L162 241V238ZM207 237V236H206ZM9 238V239H10ZM30 238H29V240H28V244H30L31 245V241H30ZM43 238V237H42ZM102 238V237H101ZM106 238V237H105ZM130 238V237H129ZM169 238V237H168ZM128 239V238H127ZM152 239V240H151ZM154 239V237L153 238H149V240L150 241H148V240H146L147 241V244L146 245H148L147 247H146V249L148 248H151V252L152 251H154L153 253H157L156 254V257H158L159 256V258H160V262L158 263V264H171V260L170 261H167L168 260V258H165L166 256L164 255V254H166V255H169L170 253H166L165 252V250H168V249H165L167 246H166V243H165V245H164V243H163V241L160 243H158L157 241H154L153 240ZM155 239H156V237H155ZM158 239V238H157ZM176 239V238H175ZM181 241H180V240ZM188 240H191V239H189V238H187ZM197 239V238H196ZM199 239V238H198ZM253 239V238H252ZM0 240H1V238H0ZM10 240V241H11ZM21 240H23V239H21ZM20 240V241H21ZM62 240V239H61ZM65 240H67V239H65ZM211 240V239H210ZM226 240H227V237H226ZM239 240V239H238ZM254 240V239H253ZM258 240V239H257ZM260 240V239H259ZM26 241V240H25ZM100 241V240H99ZM107 241V240H106ZM108 241H110V244L111 243H113V242H111V240L110 239H108ZM117 241V240H116ZM201 241V240H200ZM204 241V240H203ZM15 243V245H13V246H15V248H17V246L18 247H20L19 245H17L18 243L16 242V241H14ZM22 242V241H21ZM31 242V243H30ZM41 242V241H40ZM37 243L39 246H40V248L42 249V248H44L45 247V242H46V240H45V242L43 241V239H42V242L41 243ZM49 242H51L52 243V245H54L53 244V240L52 239H49L48 241H47V243H46V247H47V244L49 243ZM76 242V241H75ZM102 242V241H101ZM133 242V241H132ZM135 242V241H134ZM142 242V241H141ZM148 242H149V244H148ZM188 242V241H187ZM12 243V242H11ZM20 243V242H19ZM23 243V242H22ZM50 243V244H51ZM71 243V242H70ZM89 243V242H88ZM106 243V242H105ZM105 243H103V244H105ZM115 243V242H114ZM117 243H118V241H117ZM137 243V242H136ZM170 243H172V242H170ZM203 243V242H202ZM221 243H223V242H221ZM239 243V242H238ZM258 243H261V242H259L258 241ZM24 244V243H23ZM28 244H27V246H28ZM33 244V243H32ZM49 244V245H50ZM99 244V243H98ZM102 244V245H103ZM116 244V243H115ZM118 244H120V243H118ZM123 244V243H122ZM126 244V243H125ZM134 243H131V246L133 245ZM187 244V243H186ZM237 243H235V245H236ZM262 244V243H261ZM1 245V244H0ZM88 245V244H87ZM95 245V244H94ZM107 245V244H106ZM109 245V244H108ZM130 245V244H129ZM129 245H128V247H129ZM167 245H168V243H167ZM189 244H187V247H189L188 246ZM219 245H221V244H219ZM229 245V244H228ZM23 246V245H22ZM89 246V245H88ZM91 246H93V245H91ZM90 246V247H91ZM96 246H99V245H96ZM119 246V245H118ZM117 246V249H121V247H118ZM141 246H145V245H141ZM150 246V247H149ZM164 246H166V247H164ZM176 246V245H175ZM193 246V245H192ZM212 246V245H211ZM24 247H26V245L24 244V246H23V248ZM90 247H88V248H90ZM93 247H95V246H93ZM109 247V246H108ZM108 247H105V248H108ZM111 247V246H110ZM115 247V246H114ZM133 247V246H132ZM139 248V250H140V247L139 246H137L136 245V247H133V250H132V248L131 249H128V252L131 254V253H133V254H129L131 257L135 254V257H134V259H135V261H134V259H133V261L135 262L134 264H139V262H143V260H141V259H139V258H142V256L141 257H139L140 256V252L138 251L137 252V250H138V248ZM177 247V246H176ZM196 247V246H195ZM202 247V246H201ZM222 247V246H221ZM229 247V246H228ZM263 247V246H262ZM3 248V249H2ZM14 248V249H15ZM32 248H36V247H34V246H32ZM39 248V249H40ZM87 248V249H88ZM96 248H98L97 250H100V248L99 247H96ZM124 248V247H123ZM126 249H127V247H125ZM124 248V249H125ZM192 248V247H191ZM203 248V247H202ZM2 251L3 250H7V252H8V249H6V248H4L3 246L0 248ZM13 249V250H14ZM24 249H26L25 251H29V249H27V248H24ZM38 249V248H37ZM44 249H46V248H44ZM79 249H80V247H79ZM94 249V248H93ZM92 248L90 249V250H93ZM103 249V248H102ZM101 249V250H102ZM111 249V248H110ZM113 249H115V248H113ZM119 249V250H120ZM125 249V250H126ZM135 249H137V250H135ZM176 249H179V247H177ZM180 249H182L181 247H180ZM193 249V248H192ZM226 249V248H225ZM228 249V248H227ZM260 249V248H259ZM33 251H32V253H38V255H40V253H39V250H37L38 252H35V250L34 249H32ZM69 250V249H68ZM71 250V249H70ZM78 250V249H77ZM81 250V249H80ZM89 250V249H88ZM95 250V249H94ZM101 250L99 251V252H101ZM103 250H105V251H109V249H103ZM118 250V251H119ZM121 250H123V249H121ZM173 250V249H172ZM196 250V249H195ZM206 250V249H205ZM205 250H203V251H205ZM223 250V249H222ZM1 251V252H2ZM12 250L10 249L9 250V252H11ZM42 251V250H41ZM57 251V250H56ZM56 251H54L55 252V254H60V252L59 253H57L58 251H61V250H58L57 252ZM104 251V252H105ZM107 251V252H108ZM111 251V250H110ZM109 251V252H110ZM137 252V254H136V252ZM177 251V250H176ZM179 251V250H178ZM182 251H183V249H182ZM181 251V252H182ZM185 251V250H184ZM200 251V250H199ZM211 251V250H210ZM260 251H261V249H260ZM258 252V253H261V252ZM0 252V253H1ZM43 252V251H42ZM45 252H47L48 254H44V255H46L47 256V258L46 259H48L49 258V252H48V250L47 251H45ZM51 253L53 252V250L52 251H50ZM83 252V251H82ZM91 252V251H90ZM95 252H96V250H95ZM117 252V251H116ZM127 252V251H126ZM125 252V253H126ZM135 252V253H134ZM175 252V251H174ZM180 252V253H181ZM188 252V251H187ZM243 252V251H242ZM12 253H15L14 251H12ZM12 253H7L8 255H12ZM16 253H18V252H16ZM25 254H30V253H26V252H24ZM79 253V252H78ZM97 254H99L98 252H96ZM111 253V252H110ZM117 253H119V252H117ZM143 253V252H142ZM180 253H178V254H180ZM193 253V252H192ZM195 253V252H194ZM193 253V254H194ZM200 253V252H199ZM210 252L208 251V254H209ZM2 254V253H1ZM3 254H4V257L7 259V261L5 260V258L3 259V256H1L0 255V257L2 258L1 260H2V262H3V264H13L14 262L16 263V259H17V257L18 256H14L13 257V255H12V257H11V259H8V257H6V253L5 252H3ZM66 254V253H65ZM88 255H89V253H87ZM86 254V255H87ZM95 254V253H94ZM96 254V255H97ZM146 254V253H145ZM192 254V255H193ZM207 254V255H208ZM51 255V254H50ZM57 255V256H58ZM85 255V254H84ZM85 255V257H89V256H86ZM90 255H92V254H90ZM96 255H94V257L96 256ZM100 255V254H99ZM102 255V254H101ZM105 255H106V253H105ZM109 255V254H108ZM107 255V256H108ZM111 255V254H110ZM125 255H127V254H125ZM136 255H139L138 256V260H139V262H137V256ZM158 255V256H157ZM188 257H190L189 256V254H186ZM195 255V254H194ZM25 256V255H24ZM29 256V255H28ZM42 256V257H41ZM39 258H42L43 260H44V262L46 261L44 258H43V255H41ZM53 256H54V254H53ZM61 256H63L64 258H65V255H62V252H61V255H59V257L57 258V260L59 259V261H64V260H62L61 259ZM67 257H68V255H66ZM72 256V255H71ZM73 256H75V255H73ZM70 257V255H69V259H70V261H71V259H72V261H73V259L75 260V258L74 257ZM81 256H83V253L81 254ZM80 256V257H81ZM121 256H123L122 254H121ZM170 256V255H169ZM182 257H184L185 255H183V252H182V255H181ZM186 256V257H187ZM213 256V255H212ZM215 256V255H214ZM213 256V257H214ZM222 256V255H221ZM225 256V255H224ZM256 256V255H255ZM30 257V256H29ZM62 257V258H63ZM109 257V256H108ZM114 256H112V258H113ZM125 257V256H124ZM145 257H147V256H145ZM144 257V258H145ZM185 257V258H186ZM187 257V258H188ZM194 257V256H193ZM193 257H191V258H193ZM205 257V256H204ZM208 257V256H207ZM12 258H13V260H12ZM16 258V259H15ZM19 258V257H18ZM26 258V257H25ZM25 258H23L24 259V261H26L27 262V260H25ZM36 258V257H35ZM89 258H91V256L89 257ZM96 258V257H95ZM109 258H111V256L109 257ZM109 258H106V259H109ZM119 258V257H118ZM143 258V259H144ZM153 258V257H152ZM208 258H211V257H208ZM228 259H229V257H227ZM23 259H21V260H23ZM30 259V261H31V257L29 258ZM66 260H67V258H65ZM68 259V260H69ZM94 259V258H93ZM96 259H99L98 261H100V258H96ZM106 259H104V260H102L101 259V263H102V261H108V260H106ZM124 260H125V258H123ZM127 259H129L128 257H127ZM131 259V258H130ZM128 260L130 263L132 262V260ZM146 259V258H145ZM144 259V260H145ZM177 259V258H176ZM194 260H197V259H195V258H193ZM193 259H192V261H193ZM207 259V258H206ZM4 260L7 262V263H4ZM9 260V261H8ZM77 260H78V258H77ZM149 260V259H148ZM153 260V259H152ZM157 260V259H156ZM179 260H180V258H179ZM186 260H188L189 262H190V260L189 259H186ZM11 261V262H10ZM29 261V262H30ZM32 261H34V259L32 260ZM48 261H51L50 259H48L47 260V262ZM146 261V260H145ZM1 262V263H2ZM10 262V263H9ZM47 262H45V263H47ZM55 262H57V261H55ZM54 262V263H55ZM78 262V261H77ZM76 261L75 262H73L72 264H76L77 263ZM80 262V261H79ZM79 262H78V264H79ZM94 262V260H92V263ZM125 262H127V260L125 261ZM151 261H148V263H147V261L146 262H144V263H147V264H149ZM172 262H173V260H172ZM181 262H182V260H181ZM180 262V263H181ZM199 262V261H198ZM14 263V264H15ZM21 263V262H20ZM51 263V262H50ZM68 263H70L71 264V262H68ZM81 263V262H80ZM96 263H97V261H96ZM115 263H117V261L115 262ZM119 263V262H118ZM133 263V262H132ZM232 263V262H231ZM230 263V264H231ZM236 263V262H235ZM253 263H254V261H253ZM257 263V262H256ZM58 264H63L62 262L60 263H58ZM82 264H84V263H82ZM100 264V263H99ZM112 264H114V263H112ZM125 264H128V262L127 263H125ZM142 264V263H141ZM150 264H153L152 262L150 263ZM155 264H157V263H155ZM173 264V263H172ZM174 264H178L177 262H176V260H175V263ZM186 264V263H185ZM189 264V263H188ZM193 264H195V263H193ZM212 264V263H211ZM222 264V263H221ZM262 264H264V263H262Z\"/></svg>",
    "mask_w": 264,
    "mask_h": 264
}]
</instances>
